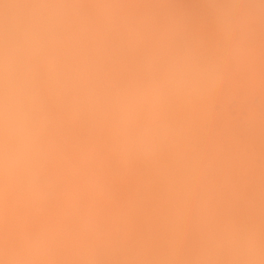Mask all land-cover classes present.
I'll use <instances>...</instances> for the list:
<instances>
[{
  "label": "bare ground",
  "instance_id": "bare-ground-1",
  "mask_svg": "<svg viewBox=\"0 0 264 264\" xmlns=\"http://www.w3.org/2000/svg\"><path fill=\"white\" fill-rule=\"evenodd\" d=\"M5 1H7V2H4V0H3V2H2V4L0 5V8L2 9V11H1V9H0V12H6L7 10L6 9H8V8H5L4 10H3V8H2V5L4 6V4H5V6L4 7H7V6H13L14 4L15 5H17L16 6V9H17V7H19V5L21 4V1L22 0H12V2L11 3H8L9 1L8 0H5ZM26 1V0H25ZM38 1V0H37ZM53 1V0H52ZM54 1H56V0H54ZM88 0H86V2H87ZM104 1V0H103ZM107 1V0H106ZM117 1V2H116ZM145 1V0H144ZM150 1V0H149ZM165 1V0H164ZM180 1V0H179ZM178 1V2H179ZM182 1H184V0H182ZM187 1V0H186ZM186 1H185V4H186ZM210 1V0H209ZM212 1H214V0H212ZM233 1V0H232ZM254 1V0H253ZM252 0L250 1V0H242L241 1V3H240V6H238V8L239 7H242V8H240V9H244V8H249V9H251V11H252V8L253 9H258V8H254L255 6H254V4H256V1L257 2H259L258 0H255V3L253 2ZM23 2H24V0H23ZM22 2V3H23ZM32 2V1H31ZM41 2V1H40ZM57 2V1H56ZM62 2V1H61ZM72 2V1H71ZM96 2V1H95ZM102 2V1H101ZM118 2L119 3H121L122 4V2L120 1V0H108V2L107 3H110V5L109 4H107L108 6H111V5H113V6H111V7H109L108 9H112V10H114V9H117L118 7L116 6L114 9H113V7H114V5H117L118 4ZM153 2V1H152ZM190 2H192V1H190ZM196 1H194V2H192L193 4L195 3ZM211 2V1H210ZM219 2V1H218ZM222 2V1H221ZM225 2V1H224ZM35 4H36V2H34ZM42 3V2H41ZM46 3V2H45ZM67 3V2H66ZM76 4H77V1L75 2ZM80 3V2H79ZM83 3H85V2H83ZM97 3V2H96ZM95 3V4H96ZM146 3V2H145ZM183 3V2H182ZM189 3V2H188ZM187 3V4H188ZM197 3V2H196ZM203 3V2H202ZM201 3V4H202ZM216 3H217V1H216ZM233 3V2H232ZM231 3V4H232ZM19 4V5H18ZM28 4V3H27ZM27 4H26V6H27ZM73 4V3H72ZM81 4H82V2H81ZM86 4V3H85ZM85 4H83V5H85ZM106 4V3H105ZM137 4V3H136ZM136 4H135V6H136ZM184 4V3H183ZM192 4V5H193ZM198 4V3H197ZM205 4V3H204ZM218 4V6L221 4H219V3H217ZM226 2H225V6H226ZM231 4H230V7H232L231 6ZM7 5V6H6ZM23 5H25V2L23 3ZM47 5V4H46ZM48 5H51L50 3L48 4ZM47 5V7L46 8H53L52 7V5L51 6H48ZM66 5V4H65ZM104 5V4H103ZM102 5V6H103ZM126 5V4H125ZM149 5V4H148ZM147 5V6H148ZM157 5V4H156ZM160 5V4H159ZM167 5V4H166ZM178 5V4H177ZM191 4H190V6H192ZM222 5V4H221ZM237 5H239V4H237ZM31 6V5H30ZM34 6V5H33ZM76 6V5H75ZM80 6V5H79ZM99 6V5H98ZM119 6V5H118ZM128 6H130V5H128ZM127 6V7H128ZM137 6H138V4H137ZM146 6V7H147ZM151 6V5H150ZM155 6V5H154ZM168 6V5H167ZM166 6V7H167ZM175 6V5H174ZM183 6V5H182ZM211 6H214L213 5V2L211 3ZM23 6H22V4H21V7L20 8H22ZM25 7V6H24ZM23 7V8H24ZM38 7V6H37ZM58 9H56L55 8V11L53 10V9H51V11H54L55 12V14H56V11L57 10H59L60 9V5H59V2H58ZM81 7V6H80ZM120 7V6H119ZM146 7H144V8H146ZM152 7H153V5H152ZM172 7V6H171ZM177 7V6H176ZM194 7H196L195 6V4H194V6H193V8ZM224 7V6H223ZM235 7H236V2H235ZM10 8V7H9ZM13 8V7H12ZM14 8H15V6H14ZM13 8V9H14ZM23 8H22V10H23ZM31 8V7H30ZM29 8V10L28 11H30V10H33V9H30ZM45 8V9H46ZM107 8V7H106ZM131 8H132V6H131ZM150 8V7H149ZM148 8V9H149ZM186 8V7H185ZM191 8V7H190ZM198 8V7H197ZM195 9V10H198V9H200V8H198V9ZM213 8H215L216 9V7H213ZM225 9H227L226 7H224ZM233 8H234V6H233ZM12 9V10H13ZM14 10V12H16L17 10H19V8L17 9V10ZM25 9V8H24ZM41 9V8H40ZM39 9V10H40ZM48 9H46V11H45V13H46V15H48L47 14V11L49 12V10ZM67 9H68V6H67ZM78 9V8H77ZM88 10L90 9V8H87ZM86 9V10H87ZM98 9H99V7H98ZM102 9H103V7H102ZM120 9V8H119ZM124 9H125V7H124ZM123 9V10H124ZM203 9V8H202ZM208 9V8H207ZM219 9V8H218ZM231 9V8H230ZM240 9L238 10L237 9V11H240ZM9 10H11V9H9ZM26 10H27V7H26ZM79 10V9H78ZM138 10V9H137ZM160 10V9H159ZM177 10H178V8H177ZM176 10V11H177ZM179 10H180V8H179ZM192 10H194V9H192ZM219 10H222L221 8L219 9ZM246 9H244V11H245ZM20 11H21V9H20ZM27 11V12H28ZM51 11H50V15H53L52 13H51ZM77 11V10H76ZM83 11H85V10H83ZM90 11H93L92 10V8H91V10ZM139 11V10H138ZM173 11V10H172ZM189 11V10H188ZM190 11H191V9H190ZM223 11H227L228 12V10H222V12L221 11H219V12H221L220 14H222L223 13ZM235 11V13H236V10H234ZM233 11V12H234ZM243 11V10H242ZM256 11V10H255ZM257 11H259L260 12V10H257ZM9 12V11H8ZM8 12H6L7 14H10L9 16H12L11 15V12L10 13H8ZM18 12V11H17ZM17 12L15 13V14H17ZM26 11L24 10V12L22 13V14H24ZM33 12V11H32ZM31 12V13H32ZM60 12V11H59ZM62 12V11H61ZM66 12V11H65ZM68 12V11H67ZM71 12V11H70ZM81 12V11H80ZM102 12H103V10H102ZM121 12V11H120ZM149 12V11H148ZM147 11H146V13H148ZM153 13L154 12H156V11H152ZM151 12V13H152ZM158 12V11H157ZM160 12V11H159ZM158 12V13H159ZM187 12V11H186ZM218 12V11H217ZM231 12V11H230ZM248 12H249V14H251L250 13V11L248 10ZM13 13V12H12ZM19 13V12H18ZM21 13V12H20ZM29 13V12H28ZM98 13V12H97ZM110 13V12H109ZM118 13V12H117ZM135 13H136V11H135ZM135 13H134V15H135ZM140 13V12H139ZM164 13V12H163ZM168 13V12H167ZM173 13V12H172ZM176 13V12H175ZM181 13V12H180ZM202 13V12H201ZM200 13V14H201ZM214 13H216V12H214ZM240 13V12H239ZM243 13V12H242ZM255 12H254V10H253V13L252 14H254ZM0 14H2V13H0ZM21 14V15H22ZM26 14V13H25ZM40 14V13H39ZM54 14V15H55ZM57 14H58V11H57ZM70 14V13H69ZM94 14H96L94 11H93V13H87V14H84V17L85 18H83V14H80L78 17H79V19H80V16H82L81 17V19H82V21H81V19L78 21V22H76V23H74L75 21H72L73 23H71V20H69L70 22H68V24H67V22H66V29L67 28H69V29H71L70 31H72L71 33L69 32V30H66V32H63V36H65V37H63V38H61L62 39V41H63V39H64V41H66V40H69V41H67L68 43V49H66V51L65 52H63L64 50H63V48L65 47H59V46H62L61 45V43L62 42H59V40H56V39H58V34H57V36L55 35V30L53 31L54 33L53 34H49V29L51 30V28H52V26H51V28H50V26H49V28H47L48 30H47V32H48V39L46 38V40H43V38L44 37H42V36H38V34L36 35L37 37H41L40 39H38V38H36V36L35 35H33V37H32V35L30 36V34H29V37L31 38V39H29V37L27 36V31L28 30H26V31H24L23 32V39H22V37L21 38H19L18 39V37L16 38L15 37V39L16 40H19V41H22L23 43H24V45H23V43H22V45H21V43L19 44L18 42H16L17 43V45H16V43L15 44H13V40L10 38L9 40L7 39L6 40V38L4 39L5 41H12V44L14 45H12L11 43H8V45L9 44H11V45H9V49H11L10 51H12L13 50V48H11V47H15L14 49L16 50L17 48H19L18 50H16L17 51V53L19 54V56L21 55V57H22V55H24L23 57H25V54H29V51L30 52H32V46H33V44H36V43H38V44H40V46L41 47H43L42 49L41 48H39L40 50H41V52H42V50L44 49V47H46L47 45H49V43H50V41H51V44H50V46H51V51H50V49L49 50H47V47H46V49H45V51L43 52V53H37L38 54V56L40 57V58H42L43 60H44V53L46 54V52L48 53L47 55H49V57H48V59H49V61L50 60H53V58H51V56L52 57H54V55L56 54L58 57L61 55V57L60 58H63V57H65V55H63V54H66V53H68V52H70V53H68L67 54V56L68 57H72V56H74V52H73V54H71L72 53V51H73V49L71 50V51H69V49H70V47H71V45L73 46V44H70L72 41L71 40H73V41H79L80 39H81V41H82V43H84V42H86L87 41V39L89 40V41H91V40H93V39H98V36L97 35H95V37L96 38H94L93 36H92V33H90L91 32V30H92V28L94 27V24L93 25H91L92 23H94V21H96L97 19H96V15H94ZM105 14V13H104ZM103 14V15H104ZM132 14V13H131ZM144 14H145V11H144ZM161 14V13H160ZM190 14H192V11L190 12ZM217 14H219V13H217ZM225 14H226V12H225ZM230 14V13H229ZM251 14V15H252ZM256 14H258V13H256ZM263 14V13H262ZM31 15V14H30ZM34 15H36V14H34ZM53 15V16H54ZM88 15V16H87ZM102 15V14H101ZM106 15V14H105ZM112 15H113V13H112ZM128 15H130V14H128ZM134 15L132 16V17H134ZM142 14L140 13V16H141ZM149 15V14H148ZM166 16H167V14H165ZM170 15V14H169ZM178 15H180V14H178ZM202 15V14H201ZM228 15V14H227ZM234 15V14H233ZM246 15V16H245ZM248 14L246 13V11H245V14H244V16H245V18H247V20L245 19V21L246 22H248V21H250L251 19H250V17H248L247 16ZM250 15V16H251ZM259 15V14H258ZM8 15L6 16V17H9ZM18 16L20 17V14H18ZM18 16L16 15V19H12V17L14 18V14H13V16L12 17H10L11 19H12V21H13V23H15V20H18L19 21V19H18ZM22 16H25V15H22ZM39 16V15H38ZM36 17L37 18V20H39L40 19V17ZM41 16V15H40ZM117 16V15H116ZM115 16V17H116ZM120 16V15H119ZM138 17H140L139 15H137ZM143 16V15H142ZM163 16V15H162ZM166 16H165V18H166ZM171 16V15H170ZM182 17L183 16H186V15H181ZM226 16V15H225ZM225 16L223 17V15H222V18H224L225 19ZM236 16V15H235ZM242 15H240V17H241ZM244 16H243V19H244ZM5 16H3V14H2V16H1V19L2 18H4ZM42 17V16H41ZM50 17V16H49ZM57 17V16H56ZM65 17V16H64ZM73 17H75V16H73ZM77 17V18H78ZM103 17V16H102ZM186 17H188V16H186ZM185 17V18H186ZM261 17V16H260ZM10 18H4L3 20H1V21H3L2 23H3V25H6V24H4V23H7V22H5L4 20L6 19V21H8V23H9V20L8 19H10ZM23 18V17H22ZM30 18H32V17H30ZM29 18V20H31ZM36 18H32V19H34L35 21L34 22H36ZM48 18V17H47ZM94 18L96 19V20H94ZM120 18V17H119ZM130 18V17H129ZM129 18H127V19H129ZM143 18H144V16H143ZM156 18V17H155ZM189 18V17H188ZM197 18H199L200 19V17H197ZM229 18V17H228ZM248 18L250 19V20H248ZM251 18H253L252 16H251ZM255 18V17H254ZM258 18H259V16H258ZM10 19V20H11ZM21 19V18H20ZM45 19H46V17H45ZM49 19V20H48ZM47 20L48 21H53L52 20V17L51 18H48ZM74 19V18H73ZM112 19V18H111ZM111 19L109 20V19H106V20H109V22L111 21ZM125 19V18H124ZM140 19V22H141V18H139ZM139 19H137V20H139ZM145 19V18H144ZM144 19H143V22H144ZM149 19H151L150 17H149ZM149 19H145V21H149ZM187 19V18H186ZM193 19V18H192ZM196 19V18H195ZM230 19V18H229ZM228 19V20H229ZM232 19H233V17H232ZM242 19V20H243ZM260 19H262V18H260ZM26 20H28V18H26V17H24V22H27ZM94 20V21H93ZM105 20V19H104ZM119 20V19H118ZM126 20V19H125ZM157 20H160V19H157ZM157 20H155V21H157ZM170 20V19H169ZM168 20V21H169ZM182 20H183V18H182ZM214 20V19H213ZM237 20V19H236ZM236 20H234V22L236 21ZM240 20V19H239ZM253 20H255V19H252V21ZM263 20V19H262ZM1 21H0V25L2 24L1 23ZM22 21H23V19H22ZM32 21V20H31ZM44 21H46V20H44ZM56 20H54V22H55ZM90 21V22H89ZM103 21V20H102ZM135 21V20H134ZM134 21H133V24H134ZM163 21V20H162ZM162 21H161V23H162ZM173 21V20H172ZM186 21V20H185ZM184 21V22H185ZM187 21H189V19L187 20ZM190 21H191V19H190ZM194 21V20H193ZM199 22H201L200 20H198ZM225 21V20H224ZM230 21V20H229ZM259 21V20H258ZM47 22V21H46ZM58 22V21H57ZM56 22V23H57ZM60 22L61 23H59L60 25L62 24V22L63 21H61V18H60ZM89 22V25H88V27H87V23ZM92 22V23H91ZM97 22V21H96ZM100 22V21H99ZM112 22V21H111ZM121 22L123 23V20H121ZM137 22L138 21H136L135 23L137 24ZM153 22V21H152ZM180 22V21H179ZM183 22V23H184ZM198 22V23H199ZM222 22H223V20H222ZM234 22H232V26H234L233 25V23ZM255 22H256V20H255ZM37 23V22H36ZM64 24H65V22H63ZM69 23H70V26H68L69 25ZM79 23V24H78ZM102 24L104 23V22H101ZM108 23V22H107ZM120 22L118 21V23L117 24H119ZM121 23V24H122ZM142 23V22H141ZM140 23V24H141ZM146 23V22H145ZM154 23V22H153ZM152 23V24H153ZM185 23H189V24H191V22H185ZM195 23V21L193 22V24ZM237 23H239V21H237ZM236 23V24H237ZM242 23V22H241ZM250 23H251V21H250ZM258 23V22H257ZM262 23H264V21L262 22ZM10 24H11V22H10ZM10 24H8V25H6V26H9V27H11V25ZM16 24H18V23H16ZM27 24H28V22H27ZM26 23L23 25L24 27H22V28H24V29H26L25 27H28V26H26L27 25ZM38 24H39V21H38ZM96 24V23H95ZM100 24V23H99ZM106 24V23H105ZM139 24V25H140ZM143 24V23H142ZM157 23L155 22V25H156ZM159 24V23H158ZM157 24V25H158ZM162 24H164V23H162ZM210 24V23H209ZM224 24V23H223ZM226 24H228L227 22H226ZM244 24H245V22H244ZM243 24V25H244ZM252 24H253V22H252ZM260 24V23H259ZM22 25V24H21ZM34 26L35 25H37V24H33ZM40 25V29L42 30L43 28H41V24H39ZM50 25H51V22H50ZM53 25V24H52ZM60 25H59V27H60ZM93 26L92 28H91V30H90V27L91 26ZM110 25H111V23H110ZM167 24H165V26H166ZM169 25V24H168ZM173 25V24H172ZM196 25V24H195ZM194 25V26H195ZM225 25V24H224ZM223 25V26H224ZM231 25V24H230ZM248 25V24H247ZM2 26V25H1ZM6 26H2V28L4 29V30H7L6 29ZM15 25H13V27H14ZM18 25H16V27H17ZM43 26V25H42ZM65 26V25H64ZM63 26V27H64ZM97 26V25H96ZM95 26V27H96ZM112 26V25H111ZM113 26H114V24H113ZM116 26V25H115ZM123 26H125L126 27V25H124V23H123ZM136 26H138V25H136ZM135 26V27H136ZM141 26V25H140ZM139 26V27H140ZM143 26H144V24H143ZM160 26V25H159ZM184 26V25H183ZM199 26V25H198ZM202 26V25H201ZM219 26V25H218ZM239 26V25H238ZM246 26V25H245ZM255 26V25H254ZM258 26V25H257ZM260 26V25H259ZM9 27H7V28H9ZM37 27V26H36ZM58 27V28H59ZM87 27V28H86ZM98 27V26H97ZM97 27L95 28V29H97ZM106 27V26H105ZM118 27H120V26H117V28ZM129 27V26H128ZM127 27V28H128ZM145 27V26H144ZM196 27V26H195ZM214 27V26H213ZM217 27V26H216ZM235 27H237V25L235 26ZM240 27H243V26H241V24H240V26H239V30H241V28ZM253 27V26H252ZM21 31H23L24 29H22V28H20V27H18ZM30 28V27H29ZM31 28H32V26H31ZM38 29H39V27H37ZM108 28V27H107ZM123 28V27H122ZM131 28V27H130ZM167 28V27H166ZM170 28V27H169ZM175 28V27H174ZM174 28H172V29H174ZM177 28V27H176ZM232 28V27H231ZM238 28V27H237ZM247 29H248V27H246ZM251 28V27H250ZM10 29H12V28H10ZM62 29V28H61ZM95 29L93 30V31H95ZM98 29H99V27H98ZM106 29V28H105ZM120 29V28H119ZM137 29V32L139 31V29H138V27L136 28ZM142 29V28H141ZM148 29V28H147ZM147 29H145V31L147 30ZM178 29V28H177ZM186 29V28H185ZM197 29H199V28H197ZM210 29V28H209ZM212 29V28H211ZM221 29V28H220ZM222 29H224V28H222ZM233 29V28H232ZM246 29V30H247ZM261 29V28H260ZM1 30V29H0ZM13 30H14V28H13ZM65 30H63L62 29V31H65ZM84 30L86 31V34L88 33V31H89V34H87L86 36L85 35H83L82 33H84L85 34V32H84ZM100 30V29H99ZM102 30V29H101ZM109 30V29H108ZM129 30V29H128ZM128 30H126V31H128ZM143 30V29H142ZM141 30V31H142ZM165 30V29H164ZM163 30V31H164ZM168 30V29H167ZM189 30V29H188ZM207 30V29H206ZM213 30V29H212ZM219 30V29H218ZM225 30V29H224ZM224 30H222V31H224ZM228 31L230 30V28L229 29H227ZM235 30V29H234ZM237 30V29H236ZM252 30V29H251ZM2 31V30H1ZM10 31V30H9ZM17 31V30H16ZM21 31L19 32V34H21ZM112 31H114V30H112ZM116 31V30H115ZM130 31V30H129ZM134 31H136L135 30V28H134ZM140 31V32H141ZM148 31V30H147ZM147 31H146V33H147ZM170 31V30H169ZM178 31V30H177ZM187 31V30H186ZM199 31V30H198ZM221 31V33H223ZM233 31V30H232ZM4 32V31H3ZM5 32H7V31H5ZM4 32V33H5ZM29 32H31V31H29ZM43 32H44V30H43ZM46 32V33H47ZM59 32H61L60 31V29H59ZM67 32H69V34H67V35H69L70 36V34H72L70 37L68 36L67 37V39H66V35H64V33H67ZM80 33V35H78L79 33ZM98 32V31H97ZM125 32V31H124ZM123 32V33H124ZM136 32V33H137ZM139 32V33H140ZM167 32V31H166ZM226 32V31H225ZM231 32V31H230ZM236 32V31H235ZM247 32V31H246ZM2 33V32H1ZM8 33V32H7ZM12 33H14V32H12ZM118 33H120V32H118ZM126 33V32H125ZM135 33V34H136ZM143 33H145V32H143ZM150 33V32H149ZM189 33V35H190V33L191 32H188ZM214 33V32H213ZM219 34H221L220 33V30H219V32H218ZM227 33V32H226ZM232 33V32H231ZM231 33H230V35H231ZM254 33V32H253ZM18 34V35H19ZM117 34V33H116ZM131 34V33H130ZM166 34V33H165ZM197 34H198V32H197ZM216 34V33H215ZM224 34V33H223ZM245 34V33H244ZM247 34V33H246ZM248 34H250V33H248ZM4 35V34H3ZM16 35V34H15ZM55 35V36H54ZM83 35V36H82ZM99 35V34H98ZM125 35V34H124ZM137 35V34H136ZM164 35V34H163ZM188 35V34H187ZM187 35H185V37L187 36ZM222 35V34H221ZM226 35V34H225ZM230 35L229 36H224V37H230ZM239 35V34H238ZM259 35V34H258ZM262 35V34H261ZM7 36V35H6ZM22 36V35H21ZM52 38H51V37ZM79 36H80V38H79ZM101 36V35H100ZM119 36V35H118ZM121 36V35H120ZM143 36V35H142ZM145 36V35H144ZM191 36V35H190ZM195 36H196V34H195ZM235 36V35H234ZM247 36V35H246ZM253 36V35H252ZM260 36V35H259ZM14 37V36H13ZM57 37V38H56ZM72 37V38H71ZM79 39H78V38ZM83 38V40H82V38ZM91 37H93L92 39H91ZM122 37L124 38V36L122 35ZM126 37V36H125ZM135 38L137 37V36H134ZM133 37V38H134ZM149 37V36H148ZM148 37H145V38H147L148 39ZM163 37V36H162ZM178 38L180 37V36H177ZM182 37V36H181ZM239 37H241V36H239ZM243 37H245V36H243ZM242 37V38H243ZM250 37H251V35H250ZM249 37V38H250ZM262 37V36H261ZM264 37V36H263ZM3 37H1L0 39H2ZM33 38V39H32ZM36 38V39H35ZM51 38V40H49ZM54 38H55V43L56 44H54V41H52V40H54ZM87 38V39H86ZM127 38H128V36H127ZM130 38H132V37H130L129 36V38L127 39V41H130L129 39ZM132 38V39H133ZM170 38V37H169ZM169 38H168V41H169ZM173 38H174V36H173ZM183 38H184V36H183ZM188 38V37H187ZM192 38V37H191ZM236 38V37H235ZM241 38V39H242ZM14 39V40H15ZM29 39V40H28ZM45 39V38H44ZM97 39L95 40V41H92L91 43L92 44H96V41H97ZM104 39H105V37H104ZM126 39V38H125ZM139 39V38H138ZM142 38H140V40H141ZM144 39V38H143ZM142 39V40H143ZM170 39H172V38H170ZM186 39V38H185ZM251 39V38H250ZM260 39V38H259ZM264 39V38H263ZM4 40H1V41H3L4 42ZM15 40V41H16ZM34 41V43L32 42V41ZM40 40V41H39ZM48 40V41H47ZM85 40V41H84ZM116 40V39H115ZM122 40H124V39H122ZM159 40V39H158ZM162 40V39H161ZM163 40H165L164 38H163ZM195 40V39H194ZM224 40V39H223ZM227 40V39H226ZM237 40V39H236ZM235 40V41H236ZM261 40V39H260ZM10 41V42H11ZM35 41H36V43H35ZM38 41V42H37ZM57 41H58V43H57ZM81 41H79V42H77L78 44L81 42ZM101 41H102V39H101ZM101 41H99V42H101ZM104 41H106V40H104ZM113 42H114V40H112ZM120 41V40H119ZM136 41V40H135ZM135 41H133L134 43H135ZM148 41H150V40H148ZM167 41V40H166ZM180 42V40H177V42ZM187 41H189V39H187ZM196 41V40H195ZM238 41V40H237ZM236 41V42H237ZM241 41V40H240ZM252 41V40H251ZM254 41V40H253ZM257 41H259V40H257ZM263 41V40H262ZM46 42V43H45ZM49 42V43H48ZM75 42H72V43H74L76 46L75 47H78V49H80V52L82 51V46L84 45H80V44H82V43H80L79 44V46L77 45V43H75ZM113 42H111V43H113ZM126 42V41H125ZM162 42V41H161ZM178 42V43H179ZM182 42V41H181ZM199 42V41H198ZM229 42H230V40H229ZM232 42H233V39H232ZM235 42V43H236ZM239 42V41H238ZM246 43H247V41H245ZM244 42V43H245ZM260 42V41H259ZM7 43H6V46H2V44L0 43V45L2 46V48H3V53H0V66H3V68H4V66L6 67V66H9V67H6V69L4 70V69H2L1 67H0V69H2L1 70V72H3V73H0V75H2V77L0 76V94L3 96H1L0 95V117L1 116H3V117H1V118H3V120L2 121H5V116L10 112L11 113V128L13 129L14 127V129L16 130L15 132H14V129H13V131L12 132H14L13 134H14V136H12L13 134L9 131V130H7V125H6V123L5 122H2V121H0V238L2 239V238H4L5 236H11L12 238H8V240H7V242L4 240V242H0V248L1 247H3V248H1V249H5V248H7V249H11L12 248V254H14V251H16V249L19 247V248H21V247H24V246H27L28 247V245L29 244H26L25 242L26 241H24L23 239H19L18 238V233H17V230H19L20 231V229L22 228V225H23V222L21 221V218L23 219V216H24V214H23V216L20 218V216L19 215H21L22 214V212H20V211H25V209H26V207H28V208H30V209H32V210H34V212L36 211V209H38V208H40V207H38V208H36V209H34L35 208V205H33V203H34V200L33 199H35L34 197H37V195H36V193L37 194H39V190H41V189H44V188H46V189H50L49 188V185L51 184V186H52V188H53V185H54V183H53V180L54 179H58L59 178V181H57V183L55 184V187L56 186H59V187H57V189H59V194L61 195V197H60V195H58V197H56V201L58 200H64V199H67V200H65L66 202L67 201H69V204L70 203H72L73 204V196L75 195H73V194H71V196H72V199H71V196L70 195H68V193L70 192V190H71V192L70 193H72V190H74V191H78V190H81L82 192L84 191V193L86 192V194H84L83 196H85L86 195V197H84V202H81L82 200H80V204L78 203V207L82 210V208H81V205L83 204V210L85 211L87 208H88V211L90 210V211H94L95 209V211H98V213H100L102 216H107L108 215V217H106V219L107 218H109V220H107V221H111V223H112V218L113 217H115L113 220L114 221H119L120 220V217L118 216L117 217V215H115L114 216V214H121V215H123L122 217L124 218H126V221L127 220H129L130 222H126L125 221V223H123L124 222V220H123V222H122V226L121 227H124V225H125V227L126 228H128L127 229V231H129L130 230V232H132L131 231V228L134 230V226H139L140 227V231H141V233L139 234L138 232V234L139 235H141V239H143V240H137L138 241V243H139V241H140V243L142 242L143 244H141V245H143V246H141V245H139L138 244V246L135 244V245H133L134 246V249H133V247H131L132 248V252H133V257L132 256H130V257H128V255H129V253H128V255L126 254V257H128L127 259H126V257L122 260V261H124L125 260V262H123L124 264L126 263V260L128 261V263L129 264H137L138 262L137 261H139V263H140V259L141 258H137L136 257V252H135V248H137V247H141L140 249H142V247H143V249H144V247H146L147 245V242H148V239L143 235V232H144V234L146 233L145 231L146 230H144V229H147V231H152V229H151V227L152 226H149L150 224L152 225V218L150 219L151 221H149V218L150 217H148V215L150 216L152 213V211H150L149 213L148 212H146V209H148V210H150L151 208L153 209L154 208V206L157 204H160V203H162V201L163 200H161L160 198H162V199H164V201H165V199H167L166 197H168L169 195H174V197L176 196V195H178L179 196V194H181L179 191H181V189H185V187H186V185H188V184H182L181 182H183V179L185 180V178H187V179H189L188 180V182H189V185H190V183H194V186L196 187L197 185V187L195 188V190H196V192L195 193H193L192 192V190L191 189H193V187L194 186H190V189L189 190H191V192H189L188 191V188L187 189H185V190H187V192H188V195L190 196L191 194H189V193H193V196H191V197H187L188 198V200L187 201H189L188 202V206L190 205V208L188 207V206H186L185 204H186V199L184 200V203H182V201H181V203L182 204H184L186 207H188V209L190 210V212L192 211H194L196 208H198V203H201L202 202V200H206V198L207 197H209V196H206V195H208V193H206L205 192V190H204V188L202 187V186H204V185H202V183H201V181L203 180V178H206V177H203V175H205L204 174V171L205 170H207L206 169V167L205 168H203V163L205 164L206 162L208 163V161H205L206 160V158H207V160H209V163H208V167H209V165H210V162L212 163V164H215V166H214V168L216 167L217 169V173H213L212 174V176H213V179L215 178L214 176L216 175V177L218 176V179H220V181L222 180V182L224 181V183H225V188H226V190H224V192H222V194H226L223 198L225 199V202L223 201V204H222V202L220 203H218L217 201L218 200H220V199H218V200H214L215 202H216V204L218 203V204H222V207H224L223 209L222 208H220V210L222 209V210H224L225 211V209L227 208L226 207V205H228L229 203L231 204V208L229 209V206L230 205H228V208L227 209H229V210H226V211H228L227 212V214L224 212V211H222V212H224L225 214V218L223 219L224 221L225 220H229V221H225V223H227V225H223V226H217V227H211L210 229H209V227H208V229L210 230V232H211V234L213 235V234H215V236L216 237H213V238H211L210 236H211V234H210V232H209V230L205 227V229L203 230V229H200V228H202V224H200V221L198 220V223H197V225H195V223L197 222H193L194 223V225L192 224L191 225V227H189V229H191L190 230V232L188 231V229H186V233H184V231H185V229H184V231H183V228L185 227L184 225L186 224H184L183 225V228L181 227V225H180V227H181V230H178L180 233H184L185 235L186 234H188V232H189V234H194V231H195V235L193 236L194 238H192L191 239V241H189V242H192L191 243V247L193 246V248H192V250H195L196 249V252L198 251L201 255H199L198 253H196L195 251H193V254L194 253H196L197 255L195 256V259H194V257H188L189 255L187 254V253H183V255L185 254V256H183L182 255V257H184V261H185V259H186V263L185 262H183L182 260L183 259H180V262L182 261L183 263H185V264H264V169H263V171L262 170H260V168L258 169V163H257V166L256 165H254L257 169H258V171H257V177H252V180H253V182H254V179L253 178H257L258 179V181H259V183L256 181V183H258V184H255V183H253L252 182V185H251V183H250V185L248 184V182H251V181H248L247 182V180H246V178L244 179V180H246V184H248V185H246V187L247 188H245V185H244V182H243V180L240 178V177H237L239 174H240V170L241 169H243V167L240 169V167H239V164L241 163V162H239V161H237V159L235 160V157H234V155L233 154H231L229 151H231V152H233L232 150H230V149H226V151H225V148H232V149H234L233 148V146H231V144L230 145H228L227 146V142H226V145H224V147H222L221 146V144L220 143H218L219 145H220V147L218 146V144H217V147H215L216 146V144H215V142H217L220 138H221V133H223L222 131H219V130H217V131H219V132H221L219 135H220V138L218 139L217 137H219V135H217V136H215L216 138H217V140L216 139H214V140H212L213 138H215V137H212V139H211V142L213 141V143L215 144V146L214 147H212L211 146V144L209 143V141H210V135L209 134H211V133H207V127L205 128V129H203V128H199V126L197 127H195V130H192V128H193V126H192V128H190L191 127V125H188V124H184V121L185 122H187V123H189L190 124V121H191V123H192V120L194 119V117H195V115L197 116L198 115V117H200L201 118V116L203 115V114H201L200 113V111H201V109H203L204 110V108L207 106V103H209V104H212V103H210V101H211V99L210 98H212V97H214V95H218V92L220 91H217L216 89L217 88H221V84L222 83H225L228 79L226 78V77H229L227 74H225L224 72H226V66H223V67H220L219 65L220 64H216V59L214 58V53H211L210 54V56H209V54H208V56H207V54H205L206 53V51L203 53V55L205 54V56H204V58L203 59H206L207 60V58H208V60L207 61H209V63H207V64H209L210 66H212V64H213V62H211V64H210V59L212 58H214V64H213V67H211V71H213V69H215L216 71H214V72H212V73H214V75L213 76H215L216 78H214V77H211V74L209 73V76L208 77H205V78H207V83L209 82V85H210V83H212V84H214L215 83V86H217V87H215V89H214V91H216L217 92V94H213L212 92L210 93L209 92V94L210 95H213L212 97L207 93V91H208V86L209 85H207V83H205L206 81H204V77H203V79H201V77H200V80H201V82L202 83H204L205 85H207V91H206V93L204 92L203 94L207 97V99L205 100V98H204V95L202 94V96H200L201 95V93L200 92H202L204 89H201L200 90V88H202V86H199V87H197L196 89H195V87L193 88V87H191V80H189V78L191 79V77H189L190 75H189V71H188V73L186 72V68H187V66L189 65V58H190V54L192 55L193 53H194V51L192 50H187L186 48L188 47V46H185V49L187 50H185L184 48V50L182 49V46L180 45V47H179V50L180 51H178L177 52V50H176V52L178 53L176 56H174L173 55V53L174 54H176L174 51H173V53H172V55L174 56L173 58L170 56V58H172V59H170V60H172L171 62H170V60H169V62L168 61H166L167 59H168V56H167V59H165L166 57L163 55L162 57H164V59H162L161 60V63L158 61L159 60V58L161 57V56H158V54H161V53H158V51L157 50H155L156 48H154L153 46V48L151 49V50H149V52L147 53L146 51H144L145 53H147L146 55L145 54H141V55H143V57L141 58H139L138 56H137V58H139L140 60H142V61H140L141 62V64H140V66H138L139 64L137 63H135L134 65H136V66H138V67H136V66H134L133 67V69L135 68H139V69H136L137 71H138V73H137V77L136 78H134V77H129L130 76V74H128L127 75V73L125 72V71H129V70H125L124 69V71H123V68H125V67H123V65H122V74L121 75H123V76H125L126 75V77H128L129 79L131 78V80H129L128 78H123L124 79V81H123V79L122 78H120L122 81L120 82V80H119V83H117V85L115 84V87L113 86V88H112V90H114L113 92H109L110 94L109 95H105V94H108L107 92L105 93V91L107 90V88L108 87H106V90L105 91H101V88H99V91H101V92H103V94L105 95H100L102 98H103V96H104V99H105V101H106V99H107V103H105V101H104V99H102L98 94H97V92H96V89H95V86H93L92 84H93V82H95V80H94V77H93V82L91 81V82H89L88 84H89V86H88V84L86 83L87 82V80L89 81V80H91L90 79V77H89V73H88V71H87V69H89L90 68V71H92V67H90L91 65H92V63L94 62V60H96L95 58H94V55H95V53H93L94 52V50H93V52H91V51H89V52H91L90 53V55L87 53V54H85V55H82V56H84V58H85V62H87V63H85L86 65H88V66H86L85 64H83V63H81L80 64V66L81 65H85V67H83V68H85V69H83L82 68V66L80 67V68H82V69H80V71H82V72H80L79 71V69H78V71L79 72H77L76 74L77 75H79L81 78H83L84 77V79L86 80V82L84 81V79H83V84L84 83H86L87 85H83L82 84V82H78L77 80H79V76L77 77V75H73V79L75 80V78L77 79V80H75L74 82H75V85H77V83H78V90H75V88H73V90H70V91H67V90H69L70 88L72 89V85H70V83L71 84H73L74 85V83H73V80H72V77H71V75H70V73H69V78H70V80L68 79V77H67V75L65 76V72L66 73H68V72H70L71 70L70 69H68V70H70V71H68L67 72V70L64 72V74L62 75V68L60 67V69H59V67H58V69L60 70V71H58V69H57V67H56V64H54V62L56 61V59H55V61H52V62H49L50 63V67H47V71H49V73H50V71L52 70V68H53V72H55V73H53L52 71H51V74L52 75H54V74H56V72H57V76H58V74L59 75H61L62 76V78L60 79V78H58L57 76H52V75H50V77H51V79L49 78V77H46V75H45V77H43L42 75L44 74L43 72H41V75H40V77H42V78H46V79H49V80H53L54 82L55 81H57V83H59V80H64L63 81V84L67 81V79L69 80L68 82H67V84L65 83V85H70V88H69V86H67V87H65L63 84H62V81L60 82V84L62 85V86H56V89H55V86H54V84L55 85H57L56 83H54L53 81L51 82H49L50 83V85H52L53 87H51L50 85L49 86H46V87H48V88H54L53 89V91L52 90H50V92H48L49 90H48V88H46L45 86H44V84L41 82V81H38L37 82V80H39V78H37V74H39L40 73V71H43V69L44 68H42L43 66L39 63V61L36 59V62H35V60H31V59H27V58H21L20 59V57H19V59L20 60H22L21 61V63L20 64H22L23 62H25V61H27V63L25 62V63H23L22 65H20V64H18L20 61L18 60V58H16L17 56H18V54H16V51H12V52H10V51H8L9 49H8V45H7ZM42 43V44H41ZM45 45H44V44ZM53 43V44H52ZM88 44H89V42H87ZM90 43V45L91 46H93L92 44ZM103 42H101V44H102ZM105 43H107V42H105ZM111 43H110V45H111ZM123 43V42H122ZM133 43V44H134ZM138 44H139V42H137ZM152 43H154L153 41H152ZM164 43V42H163ZM175 43V42H174ZM192 43V42H191ZM191 43H189L188 44V42L186 43V45L188 44V45H191ZM241 43H243L242 41H241ZM245 43V44H246ZM253 43V42H252ZM58 44H60V45H58ZM98 44V43H97ZM114 44V43H113ZM127 44V43H126ZM143 44V43H142ZM142 44H139V46L140 45H142ZM168 44V43H167ZM182 44V43H181ZM224 44V43H223ZM222 44V45H223ZM233 44V43H232ZM231 44V45H232ZM255 44V43H254ZM254 44H253V46H254ZM257 44V43H256ZM262 44L263 43H261V45L260 46H262ZM18 45H19V47H18ZM44 45V46H43ZM56 45V46H55ZM107 45V44H106ZM118 45H119V43L117 44V47H118ZM147 45V44H146ZM173 45H175L174 47H175V49H176V45H177V43L176 44H173ZM200 45H202V44H200ZM237 46H241V45H238V44H236ZM252 45V44H251ZM1 46H0V48H1ZM38 47H39V45H37ZM50 46H48V47H50ZM58 46V47H57ZM91 46H88V48L89 47H91ZM148 46V45H147ZM158 46V45H157ZM161 46V45H160ZM193 46H194V44H193ZM215 46V45H214ZM220 46H221V42H220ZM224 46V45H223ZM233 46V48L235 47V45H232ZM252 46V47H253ZM8 49H6V48ZM27 47V48H26ZM31 47V48H30ZM53 47V48H52ZM60 48L59 50L60 51H62L63 53L61 54V52H57L58 51V49L57 48ZM81 47V48H80ZM85 47H87V46H85ZM95 47L96 46H94V49H95ZM101 47H103V46H101ZM100 47V48H101ZM112 47V46H111ZM116 47V48H117ZM156 47V46H155ZM189 47H191V46H189ZM203 47V46H202ZM242 47V46H241ZM245 47V46H244ZM4 48H5V50H4ZM23 48H25V50H27V52L26 51H24V53H23ZM29 48H30V50H29ZM37 48V47H36ZM56 48V49H55ZM92 48V47H91ZM141 49H142V47H140ZM144 48H145V46H144ZM178 48V47H177ZM194 48H197L196 46L194 47ZM223 49L225 48V50H227L226 49V47H222ZM246 48V47H245ZM244 48V49H245ZM250 48V47H249ZM258 48V47H257ZM256 48V49H257ZM261 48V47H260ZM259 48V49H260ZM263 48V47H262ZM57 50V51H55V50ZM99 49V48H98ZM105 49V48H104ZM102 50V52L103 51H105V50ZM106 49H109L108 47L106 48ZM118 49V48H117ZM120 49V48H119ZM140 49V50H141ZM167 49V48H166ZM166 49H165V51H166ZM172 49V48H171ZM191 49H193V47H191ZM202 49V48H201ZM214 49V48H213ZM219 49V48H218ZM229 49V48H228ZM237 49V48H236ZM239 50H241L240 48H238ZM255 49V48H254ZM1 50V49H0ZM6 50H7V52H6ZM22 50V54H21V52L20 51ZM35 50L36 49H33V53H31L32 54V56H33V58L36 56H34V52H35ZM68 50V51H67ZM91 50V49H90ZM112 50H114V49H112ZM122 50V49H121ZM168 50V49H167ZM173 50V49H172ZM182 50V51H181ZM197 50H198V48H197ZM196 50V51H197ZM205 50V49H204ZM224 50V51H225ZM247 50V49H246ZM1 51V52H2ZM5 51V52H4ZM37 51V50H36ZM53 51V52H52ZM54 51H55V53H54ZM118 51V50H117ZM131 51H133V50H131ZM139 51V50H138ZM142 51V50H141ZM161 51H163V50H161ZM202 52H203V50H201ZM219 51H221L220 49H219ZM222 52V54H223V56H221V54L218 52V53H216L217 54V56H218V54H220L219 56H221L220 58H222L223 57V60H224V57L226 58V56L228 55L229 56V54L228 53H230L229 52V50H227V51H225V52ZM237 51V50H236ZM255 51V50H254ZM254 51H252L253 52V54L255 55V53H254ZM260 50H258L257 52H259ZM262 51V50H261ZM98 52V51H97ZM106 52V51H105ZM113 52V51H112ZM119 52V51H118ZM126 52H129V51H126ZM126 52H123V53H126ZM136 52V51H135ZM143 52V53H144ZM167 52V51H166ZM168 52H171V51H168ZM191 52H193V53H191ZM226 52H227V55H226ZM240 51H238V53H239ZM252 52H251V54H252ZM4 53H5V57H4ZM9 53L11 54L12 53V55H9ZM15 53V55H13ZM58 53H59V55H58ZM83 53H86V52H84L83 51ZM82 53V54H83ZM99 53V52H98ZM130 53H132V52H130ZM134 53V52H133ZM138 53H140V51L138 52ZM164 53V52H163ZM197 55H198V57H199V51H197ZM209 53V52H208ZM233 52H231L230 53V55L232 54ZM244 53V52H243ZM36 54V53H35ZM50 54H52V55H50ZM94 54V55H93ZM100 54V53H99ZM104 54V53H103ZM107 54V53H106ZM115 54L117 55V53L115 52ZM115 54H114V57H116L115 56ZM120 54V53H119ZM128 54V53H127ZM169 55H171V53H168ZM202 54V53H201ZM216 54H215V56H216ZM225 54V55H224ZM240 54H241V52H240ZM240 54L238 55V56H240ZM252 54V55H253ZM260 54V53H259ZM2 55V56H1ZM43 55V56H42ZM91 56L92 55V57H90L89 58V56ZM112 55V54H111ZM111 55H109L108 54V56H111ZM136 55V54H135ZM144 55H145V57H144ZM197 55L195 56L196 58H198L197 57ZM211 55H212V57H211ZM243 55V54H242ZM241 55V56H242ZM245 55V57H246V54H244ZM253 55V56H254ZM9 56H12V57H14V59H12V57H9ZM66 56V57H67ZM97 56V55H96ZM95 56V57H96ZM102 56V55H101ZM118 56V55H117ZM128 56H129V54H128ZM140 56V55H139ZM178 56H179V58H178ZM193 56H194V54H193ZM206 56H207V58H206ZM216 56V57H217ZM218 56V57H219ZM233 56V55H232ZM262 55H260V57H261ZM2 57H4L3 59H2ZM7 57V58H6ZM47 57H46V59H47ZM65 57V58H66ZM87 57V58H86ZM105 56H103V58H104ZM113 57V58H114ZM131 57V56H130ZM136 57V56H135ZM192 57V56H191ZM209 57H211L210 59H209ZM217 57V58H218ZM231 57V56H230ZM237 57V56H236ZM259 57V56H258ZM8 58L10 59V61L8 60ZM57 58V57H56ZM75 58H76V55H75ZM83 58V59H84ZM89 58V59H88ZM91 58L93 59L94 58V60H91ZM102 58V57H101ZM121 58V57H120ZM240 58V57H239ZM242 58V57H241ZM248 58V57H247ZM263 58V57H262ZM35 59V58H34ZM47 59V60H48ZM72 59H74V58H72ZM86 59H88V60H86ZM100 59V58H99ZM105 59H107V58H105ZM111 59H112V57H111ZM110 58H108V61L109 60H111ZM127 59V58H126ZM134 59V58H133ZM192 59H195L194 57L193 58H190V60H192ZM200 59H202V57H200ZM202 59V60H203ZM211 59V60H212ZM233 59V58H232ZM235 59V58H234ZM250 59L252 60V58L250 57ZM5 61V63H6V65L5 64H3L2 65V62H4ZM7 60V61H6ZM18 60V63L16 62ZM24 60V61H23ZM31 61V64L33 65H30V61ZM47 60H45V61H47ZM62 60V59H61ZM64 60V59H63ZM70 60V59H69ZM114 60H116L115 62H113V64L114 63H116V64H118V62H120L121 60H122V62L124 61L125 62V59H122L121 58V60L119 59V61H118V59L117 58H115ZM196 60V59H195ZM194 60V61H195ZM206 60H204V61H206ZM237 60H239V59H236V60H234L235 62L237 61ZM248 60V59H247ZM257 60H259V59H257ZM2 61V62H1ZM8 61H9V64H8ZM14 61V62H13ZM59 61V60H58ZM66 61V60H65ZM64 61V62H65ZM75 61H78V60H75ZM74 61V62H75ZM80 61V60H79ZM89 61V62H88ZM92 61V63H90ZM127 61V60H126ZM156 61L158 62L157 64H159L160 63V66L159 67H155L156 65H154L155 63H156ZM198 61H199V59H197L196 60V62L198 63ZM216 61V62H215ZM225 61V60H224ZM233 61V62H234ZM252 61H255V60H252ZM251 61V62H252ZM34 62V63H33ZM69 62V61H68ZM71 62V61H70ZM104 62V61H103ZM107 62V61H106ZM111 62V61H110ZM121 62V63H122ZM138 62V61H137ZM196 62H194V64H193V62L192 61H190V63H192L193 65H194V67H195V65H197L196 64ZM226 62V61H225ZM234 62V63H235ZM240 62V61H239ZM248 62V61H247ZM246 62V63H247ZM259 62V61H258ZM257 62V63H258ZM12 63V64H11ZM15 63H17L18 65H20V66H17ZM35 63L38 65H40L41 67H39V65H38V67H37V65H35ZM89 63V64H88ZM200 63V62H199ZM202 63V62H201ZM205 63V62H204ZM203 63V64H204ZM205 63V64H206ZM242 63V62H241ZM11 64V65H10ZM25 64V65H24ZM28 65V68H27V65ZM56 67V71H54L55 69V67L53 66V65ZM71 64H73V61L70 63V65ZM76 64H78L77 62H76ZM95 64V63H94ZM97 64H99V62H97ZM101 64V63H100ZM103 64V63H102ZM101 64V65H102ZM105 64H107V63H105ZM123 64V63H122ZM191 64V65H192ZM215 64H216V66H219V68H221V69H223L224 70V72H223V75H227L226 77H224V78H226L225 80L223 79V81H222V75H221V77H220V79L221 80H219V77H218V75L216 76V73L217 72H219L218 70V68L215 66ZM227 64V63H226ZM230 64V63H229ZM251 64V63H250ZM264 64V63H263ZM262 64V65H263ZM16 65V66H15ZM96 65V64H95ZM110 67L108 68V70H110V68H111V70L113 69V67L110 65V64H108ZM191 65H189L190 67H191ZM200 65V64H199ZM199 65H198V67L196 68L197 70H198V68H199ZM231 65V64H230ZM243 64H241L240 65V67L242 66ZM257 65V64H256ZM262 65H260V68H259V70L262 68L261 66ZM11 66H15L14 67V69L11 71V72H13L14 70H16V72H15V74L14 73H11L10 71H8L9 70V68L11 67ZM25 67L26 66V69H29L28 71H31L32 70V72L33 71H35L36 72V74H35V76L34 75H32L31 74V76H33L32 78L33 79H35L34 81H35V83L33 82V79L29 76V72L27 71L26 72V70H25V68H23V67ZM32 67V69H31V67ZM57 66H58V64H57ZM60 66H61V64H60ZM68 66V65H67ZM72 66H75L74 64L72 65ZM77 66V65H76ZM118 66V65H117ZM117 66H114V70H116V67ZM120 66H121V64H120ZM120 66H118V67H120ZM125 66V65H124ZM131 66V65H130ZM133 66V65H132ZM203 66V65H202ZM206 66V65H205ZM235 67H236V65H234ZM258 67H259V65H257ZM257 66H255V67H257ZM16 67H18V68H23L25 71L24 72H26L27 73V75H25L24 74V76L27 78V77H29V78H27V81L29 80L30 81V79H31V81L30 82H32L31 84H30V82L28 81V83H27V81H25L26 80V78H25V80H23L24 79V77H22L23 75V73H22V71L21 70H23L22 68L21 69H19L18 70V68L17 69H15ZM35 67V68H34ZM38 68V70H36L37 68ZM52 67V68H51ZM71 67V66H70ZM95 67V66H94ZM96 67H97V65H96ZM99 67H101V66H99ZM105 67V66H104ZM117 67V68H118ZM216 67V68H215ZM231 66H229V68H230ZM233 67V66H232ZM245 67V66H244ZM243 66H242V68H244ZM251 67L253 68L252 70H254V73L253 72H251V73H249V74H247V76H249V75H251L252 73V75L251 76H253V77H255L254 75H255V73H257L256 75L258 76V77H260L259 76V74L258 73H260V71H258V72H256L255 70L256 69H254V67L253 66H250V68H248V67H246V68H248V70L246 69V71H250L251 70ZM258 67H257V70H258ZM264 67V66H263ZM13 67H11L10 69H12ZM41 68V69H40ZM46 68V67H45ZM65 68V67H64ZM63 68V69H64ZM72 68V67H71ZM75 68V67H74ZM77 68H78V66H77ZM106 68V67H105ZM192 68H193V66H192ZM195 68H193L192 70H194ZM234 68V67H233ZM237 68H239L238 66H237ZM33 69H35V70H33ZM51 69V70H50ZM66 69V68H65ZM76 69V68H75ZM98 68H96V70H97ZM102 69H104V68H102ZM107 69V68H106ZM104 70V72H106L107 70ZM119 69V68H118ZM117 69V70H118ZM134 69V70H135ZM187 69H189V67L187 68ZM195 69V70H196ZM220 69V70H221ZM264 69V68H263ZM17 70L20 72V73H22V74H20L21 75V77H20V75L19 74H17ZM77 70V69H76ZM96 70H94L93 71V76H97L96 78V80H98V77L100 76H98V70L96 71ZM113 71L114 73H111L112 71H107L106 73H107V75H113V74H116V73H119L120 74V71ZM120 70V69H119ZM135 70V71H136ZM190 70V69H189ZM194 70V72H196ZM201 70H206V71H209V69L207 70L206 69V67H205V69H203L202 67L200 68V72H202ZM230 70V72H233V70L232 69H229ZM238 70V69H237ZM241 70V69H240ZM239 70V71H240ZM244 70V69H243ZM7 72L8 73V75H4V73L5 72ZM85 71H87V72H85ZM100 71H101V69H100ZM211 71H209V72H211ZM235 71V70H234ZM245 71V73H244V71H243V74H245L246 75V72ZM262 71V70H261ZM18 72V73H19ZM32 72H30V73H32ZM74 72V71H73ZM86 74H84V73ZM185 72H186V75H187V77L185 76ZM193 72V73H194ZM75 73V72H74ZM101 73V72H100ZM106 73H104L105 75H106ZM263 73H264V70H263ZM11 74V75H10ZM19 75V78L20 79H22L23 81V83L20 81V82H18L17 83V81H15V78L14 79H12L13 78V76L14 75ZM85 75V76H82V75ZM103 74V73H102ZM125 74V75H124ZM195 74H197V73H195ZM194 74V75H195ZM206 74V73H205ZM204 74V75H205ZM220 74H222V72H220ZM235 74H237L236 76L239 78V76H238V73H237V71H236V73L234 72V75ZM243 75L242 74V71H241V73H239V75ZM88 75V76H87ZM192 75V74H191ZM208 75V73L206 74V76ZM240 75V78L242 77ZM10 76H12V77H10ZM61 76H59V77H61ZM74 76H75V78H74ZM101 76H103V75H101ZM120 76V75H119ZM131 76H134V74L132 75L131 74ZM193 76V75H192ZM246 76V77H247ZM250 76V77H251ZM262 76H263V74H262ZM14 77H18V76H14ZM36 77V78H35ZM56 77V78H55ZM104 77L105 76H103L102 77V79H104ZM108 77V76H107ZM196 77V76H195ZM217 77H218V80H217ZM236 77V78H237ZM252 77V79L253 80H255L254 78ZM109 78V77H108ZM107 78V79H108ZM115 78H117V77H115ZM185 78H187L188 80H189V82L187 81V79L185 80ZM194 77H192V79H193ZM198 78V76L196 77V79ZM208 78H212V80H209ZM257 78V77H256ZM37 79V80H36ZM45 79V80H46ZM55 79H58V80H55ZM102 79H101V81H102ZM128 79V80H127ZM213 79L215 80V81H213ZM231 79V78H230ZM229 79V80H230ZM259 79V78H258ZM14 80V81H13ZM82 80V79H81ZM109 80V79H108ZM194 80V79H193ZM199 79H197V81L196 82H200V80L198 81ZM206 80V79H205ZM233 80V79H232ZM235 80V79H234ZM234 80H233V82L232 81H230L231 83H233L232 84V86L233 85H235L234 84ZM241 80V79H240ZM242 80H245L244 79V77H242ZM261 80V79H260ZM260 80H259V82H260ZM263 80V79H262ZM261 80V81H262ZM72 81V82H71ZM100 81V78H99V80H98V82ZM104 81H105V79H104ZM191 81V82H190ZM210 81H212V82H210ZM217 81H221L222 83L220 84L219 82H217ZM225 81V82H224ZM238 82H240L239 81V79L237 80ZM252 81V80H251ZM13 82V83H12ZM14 82H16L17 84L16 85H18L19 83L21 84L22 83V85H21V88H19L20 87V84L16 87L14 84ZM24 82H25V85H24V87L25 88H23V84H24ZM70 82V83H69ZM107 82V81H106ZM110 82V81H109ZM109 82H107V83H109ZM112 82H113V80H112ZM122 82H124L125 84H126V86H127V88H125L126 89V91H125V89L123 88V86H121L122 85ZM228 82V81H227ZM256 82H257V80H256ZM36 83H37V85H38V83H39V85L40 86H37V87H39L38 89L40 90V87H42L41 88V90L42 91H45L44 92V94H43V92L41 93V91H39L38 89H37V87L35 88L37 91L35 92V90H33L34 89V87L35 86H31L32 84L34 85H36ZM53 83V84H52ZM80 83V84H79ZM91 83V84H90ZM187 83H190V85L189 84H187ZM216 83H218L219 85H221V86H218V84L216 85ZM241 83V82H240ZM243 83L245 84L246 83V81H242V84L241 85H243ZM252 83H253V81H252ZM13 84V85H12ZM27 84H29L31 87H29V85H27ZM42 84H43V86H44V88H45V90L43 89V86H42ZM112 84V83H111ZM110 84V85H111ZM120 84V85H119ZM194 85H196L195 83H193ZM228 84V83H227ZM254 84V83H253ZM255 84H258V82L257 83H255ZM81 85V86H80ZM102 85V84H101ZM100 85V86H101ZM107 85V84H106ZM229 85L231 86V84L229 83ZM238 85H240V84H237V86ZM241 85L238 87V89L241 87ZM263 85V84H262ZM14 86V87H13ZM72 86V87H71ZM100 86H98V87H100ZM104 86V85H103ZM121 86V87H120ZM223 86H226V88H227V86L228 85H224L223 84ZM244 87H246V85H243ZM249 86V85H248ZM260 86H261V84H260ZM15 87H16V89H15ZM28 87H29V89H28ZM57 87H63V88H57ZM66 89H65V88ZM81 87H84V89L83 88H81ZM86 87V88H85ZM119 87V88H118ZM192 89H191V88ZM235 87V89L237 88L236 87V85L234 86ZM264 87V86H263ZM18 88L19 89H21V90H18ZM80 88V89H79ZM109 88H111V86L109 87ZM123 90H121V89ZM188 88L191 90V92L188 90ZM228 88H230L229 86H228ZM247 89L248 88H250V87H246ZM257 88V87H256ZM23 89H25V90H23ZM61 89H64L63 91H65V92H63ZM116 89V90H115ZM193 89H195L196 91L199 89L200 90V92H196L195 90V92L193 93L192 91H193ZM213 89H211V90H213ZM222 89V88H221ZM244 89V88H243ZM243 89H240V90H238V91H241L242 92V90ZM247 89H246V91H247ZM252 89V88H251ZM254 89V88H253ZM264 89V88H263ZM59 91V90H61V91H59V93H61V92H63L61 95L57 92V91ZM81 90V91H80ZM230 90V89H229ZM229 90H227L228 91V93H230V91ZM249 90V89H248ZM2 91V92H1ZM16 91V92H15ZM22 91V92H21ZM27 91V92H26ZM38 91H39V93H38ZM54 91H56V92H54ZM189 91V92H188ZM209 91H210V88H209ZM213 91V92H214ZM227 91L225 92V93H227ZM236 91V90H235ZM244 91H245V89H244ZM10 92H13L12 94L10 93ZM19 92V94H18V97L16 96V94L14 95V93H18ZM21 92V93H20ZM24 92H26V93H24ZM31 92H33L32 94L33 95H30L29 97H28V94L30 93L31 94ZM36 94H35V93ZM221 92H223L222 90H221ZM4 93H10V95L8 94H4ZM39 94V96H37L38 94ZM40 93H41V95H40ZM57 93V94H56ZM113 93V94H112ZM115 93V94H114ZM192 93V95H190ZM220 93V92H219ZM224 92L223 93H220V94H225ZM234 93H237V92H234ZM246 93V92H245ZM20 94H21V96H20ZM27 95V98L28 99H26V96H24V95ZM35 94V95H34ZM56 94V95H55ZM198 94H200V95H198ZM232 95H233V93H231ZM241 94V93H240ZM239 94V95H240ZM243 95H244V92L242 93ZM43 95H44V97H43ZM194 95H196V96H194ZM208 95L210 96V98L208 97ZM230 95V94H229ZM236 95V94H235ZM242 95V96H243ZM246 95H248V94H245V96ZM12 96H14V97H12ZM33 96H35V99H34V97ZM57 96V97H56ZM109 96V97H108ZM220 95H218V97H219ZM224 96H227V94L226 95H224ZM224 96L222 97L224 100H226L227 98H228V96H227V98L225 99L224 98ZM234 96V95H233ZM241 96V97H242ZM19 97H21V99L19 98ZM23 97V98H22ZM33 97V98H32ZM39 97V98H38ZM98 97V98H97ZM100 97V98H99ZM106 97V98H105ZM110 97H111V99H110ZM196 97V98H195ZM201 97H203V98H201ZM239 98H240V96H238ZM11 98H12V100H15V101H13L12 102V100H11ZM19 98V99H18ZM25 98V99H24ZM30 98L32 99V103L33 104H31V102H30ZM198 98H201L202 99V101L203 100H205V101H207L208 99L210 100H208V102L205 104V103H203L204 105L202 106V101L200 102V100L201 99H198ZM220 98H221V96H220ZM219 98V99H220ZM236 98V97H235ZM244 98V97H243ZM243 98H242V100H243ZM23 99V100H22ZM45 100V102L43 103V100ZM112 100V102L111 103H109V100ZM217 99V98H216ZM5 100V101H4ZM11 100V101H10ZM22 100V101H21ZM26 100V101H25ZM35 100H39V101H35ZM241 100V99H240ZM241 100V101H242ZM2 101V102H1ZM8 101H10V102H8ZM17 101H19V102H21V104L20 105H23L24 106V104L25 103H27L28 102V105L27 104H25L27 107H20V106H18L19 104H17V105H15L16 107H14V105H13V103L14 104H16V103H19V102H17ZM23 101H25V102H23ZM40 101H42V103H40ZM59 101H62L63 103H61V104H63V105H65L66 107L64 108V106H61V107H63L62 109H60V107H59V105L57 104L55 107H58V108H56L57 109V111L53 108V105L54 104H56L57 102L58 103H60ZM220 101L222 102L223 100L222 99H220ZM3 102H5V103H3ZM39 103V105L38 104H36V103ZM201 103V104H199L201 107H199V105H198V103ZM204 102V101H203ZM225 101H223L222 102V104H225L224 103ZM1 103H3V104H1ZM8 103H10V104H12L13 106H11L10 104H8ZM35 104V105H34ZM44 104V106L42 107V105ZM60 104V105H61ZM215 104V103H214ZM221 104V105H222ZM5 105H7V106H5ZM40 105H41V107H40ZM45 105H46V107H45ZM196 106V114H195V112H194V110L192 109L191 110V107L192 106ZM197 105H198V107H197ZM2 106H4L3 108H2ZM11 106V107H10ZM20 107V108H18V107ZM34 106L36 107V109L34 108ZM210 106V105H209ZM14 109H13V108ZM38 107H39V109H38ZM204 107V108H203ZM226 106L224 105V107L222 106V108H225ZM17 108V109H16ZM32 108V109H31ZM34 108V109H33ZM43 108V109H42ZM200 108V109H199ZM6 109V110H5ZM46 109V110H45ZM29 110L31 111V112H29ZM37 110H38V113L36 114V112H37ZM200 110V111H199ZM203 110H202V112H203ZM208 110V109H207ZM207 110H206V112H207ZM216 110V109H215ZM227 108H225V113H226V115L225 116H227L228 115V117H229V113H227ZM29 113H28V112ZM42 113V111H43V113L42 114H40V112ZM199 111V112H198ZM209 111V110H208ZM222 111V110H221ZM24 112H25V114L27 115V118L25 117V114H24ZM205 112V111H204ZM215 113L216 111H214V112H212L211 110L209 111V113ZM32 113V114H31ZM192 113H194V115H193V119L192 118H187L188 120H186V119H184V121H182V120H180L181 118H186V117H188V114H189V116L190 117H192ZM257 113V112H256ZM256 113H255V115H256ZM28 114H30V115H28ZM33 114H34V116H33ZM220 118H222L223 119V117H225V116H223L222 115V112H220ZM38 115V116H37ZM42 115V116H41ZM201 115V116H200ZM207 115V114H206ZM205 115V116H206ZM211 115V114H210ZM210 115H209V120H211L213 117H210ZM248 115H250V113L248 114ZM14 116V117H13ZM36 116V117H35ZM39 116H41V117H39ZM214 117H216V116H219V114L218 115H213ZM16 117V118H15ZM30 117H32V119L30 118ZM35 117V118H34ZM197 117V118H198ZM208 117V116H207ZM207 117L205 118V119H207ZM228 117H226L227 118V120H226V118L224 119V120H226V125L228 126V122H229V118ZM252 117H254V113H252ZM252 117H250V118H252ZM257 117H258V115H257ZM15 118V119H14ZM29 119V120H27V124H25L26 123V119ZM43 118V119H42ZM196 117H195V121H196V119H197ZM202 118H203V116H202ZM218 118V117H217ZM230 118H232L231 117V115H230ZM234 118V117H233ZM233 118L231 119V122L233 121ZM250 118H249V120L248 121H250ZM30 119H31V121H30ZM34 119H37V121H36V123H35V120ZM41 119V120H40ZM192 119V120H191ZM214 119H216V118H214ZM256 118H253V120H252V122H250V124H253L254 126L253 127H260L263 131H264V128H262L261 127V124L264 122V121H262L263 119H260L261 120V124H258V122H257V120L256 121H254ZM23 120H25L24 122H23ZM77 120H78V122H77ZM201 120V119H200ZM208 120V119H207ZM207 120H205L206 122H207ZM208 120V121H209ZM224 120H223V122H224ZM238 120V119H237ZM34 121V122H33ZM77 122V124L79 123L80 125H77V124H75L76 122ZM180 121H182V123L180 124ZM234 121H236L235 119H234ZM30 122H32V123H29ZM197 122L199 123V121L197 120ZM212 122H214V121H212ZM211 122V123H212ZM218 122H220L219 120H218ZM230 122V123H231ZM254 122H257V124L258 125H256V123L254 124ZM34 123H35V125H34ZM202 123V124H201ZM208 123H210V122H208ZM207 123V124H208ZM216 123V122H215ZM234 123V122H233ZM233 123H231L232 125H231V127L234 125ZM239 123V122H238ZM20 124H22V125H20ZM44 124V125H43ZM200 124H201V126H204L203 124H205V122L203 123L202 122V120H201V122H200ZM214 124V123H213ZM224 123H222V126L221 127H223L224 125H223ZM239 124H241V123H239ZM245 124V123H244ZM250 124L248 125L249 127H250ZM183 125H185L184 126V128H182V126ZM186 125H187V127L189 128V129H191V131H189V132H191V134L194 136V134H196L197 132L198 133H200V132H204V131H201V129L202 130H206L205 132H206V136L204 135V137L201 135L202 133H200V135H201V137H203V138H200V137H198V136H200L199 134H196V136H197V139L200 141V139H201V142H204L205 140L207 141V140H209V141H205L203 144L201 143V145H199V146H201V148H195V151L194 152H192V150L194 149H191V147L189 146V145H186L185 143H189V144H191L190 143V141H188V142H186V140L188 139V138H191V137H188L189 136V132H188V130L189 129H185V128H187L186 127ZM193 125V124H192ZM196 125H197V123H196ZM199 125V124H198ZM209 126H210V124H208ZM212 125V124H211ZM218 125L219 124H217L216 123V127L218 128ZM221 125V124H220ZM219 125V126H220ZM226 125L224 126V127H226ZM243 125V124H242ZM264 125V124H263ZM262 125V126H263ZM28 126H30V127H28ZM37 126V127H36ZM38 126H39V128H38ZM44 126H46L47 128H48V133H47V128L46 129H44V127H43V129L45 130V132L43 131V129H42V127ZM129 126V127H128ZM252 126V125H251ZM28 127V128H27ZM41 127V128H40ZM234 127L235 126H233V129H234ZM196 128H198V129H200V130H197ZM209 128V127H208ZM213 128H215V127H213ZM227 128V127H226ZM228 128H230L229 126H228ZM246 128H248V127H246ZM260 128H257V129H259V130H261ZM39 132L40 131V133H38L36 130ZM183 129H185V130H183ZM212 128H210V130H211ZM218 129H223V128H218ZM238 129V128H237ZM256 129V130H257ZM34 130H35V132H34ZM187 130V131H186ZM213 130V129H212ZM215 130H216V128H215ZM235 130H236V127H235ZM242 130H244V128H242ZM241 130V131H242ZM9 131V132H8ZM43 131V132H42ZM123 131V133L122 134H119V133H121ZM192 131H194V132H192ZM247 131H248V129H247ZM8 132V135L6 134ZM18 132V133H17ZM196 132V133H195ZM209 132H211V131H209ZM226 132H228V131H226ZM230 132V131H229ZM231 132H232V129H231ZM245 132H246V130H245ZM249 132V131H248ZM250 132H252V130L250 131ZM257 131H255V133H256ZM16 133H17V135H16ZM34 133V134H33ZM44 133V134H43ZM50 133V134H49ZM217 133V132H216ZM215 133V134H216ZM258 133H260L261 134V132H258ZM257 133V134H258ZM12 134V135H11ZM45 134H46V136H45ZM50 135V136H48V135ZM191 134H190V136H191ZM207 134L209 135V138H207L208 136H207ZM252 136H253V134L252 133H250ZM249 134V136H251ZM262 134H264V133H262ZM7 135V136H6ZM16 135V136H15ZM34 135H36V136H38V135H42L41 137L39 136L38 138L35 136L34 137ZM227 135H228V133H227ZM43 136H45V137H43ZM186 136V137H185ZM193 136H192V139L193 140H195L194 138H193ZM213 136V135H212ZM222 136H226L225 134H223ZM230 138H231V136L230 135H228ZM233 136V135H232ZM256 136V135H255ZM258 136V135H257ZM256 136V138H257V140H256V143H257V141H258V138H260V137H257ZM11 137V138H10ZM188 137V138H187ZM195 137V136H194ZM207 139H206V138ZM247 137H248V135H247ZM41 138V140L43 139L45 142H43V141H41V140H39ZM45 138V139H44ZM186 138V139H185ZM200 138V139H199ZM227 138V137H226ZM233 138H235V137H233ZM233 138H231V139H233ZM256 138H250V139H252L251 140V142L253 141V140H255ZM40 142H42V143H44V144H42L41 142H40V144L41 145H38L39 143H38V141ZM203 139V140H202ZM230 139V140H231ZM236 139V138H235ZM221 140V139H220ZM222 140H226L224 137H222ZM221 140V141H222ZM237 140V139H236ZM236 140H231L232 142H229V140H228V138H227V140L226 141H228L229 143H233V141H235L236 142ZM244 140V139H243ZM221 141H219V142H221ZM240 141V142H239ZM239 141H237L238 143H241V140H239ZM244 141H246V140H244ZM250 140H248V142H249ZM192 142V141H191ZM224 142V141H223ZM236 142V143H237ZM59 143V144H58ZM197 143V142H196ZM195 143V144H196ZM199 143V142H198ZM222 143V142H221ZM228 143V144H229ZM243 143L244 142H242V146H243ZM246 143V142H245ZM260 146H262V144H263V142H261V140H260ZM58 144V145H57ZM195 144L193 143V145H194V147H195ZM249 144V143H248ZM253 144H254V142H252L251 143V145L253 146ZM203 145V146H202ZM233 145V144H232ZM235 146H236V151L238 150L237 148L239 147L238 146V144L236 145V144H234ZM255 145V144H254ZM258 145H259V142H258ZM257 145V146H258ZM28 146L31 148L30 150H28L29 148H28ZM40 146H41V148H40ZM60 146V148H62L63 150H66V153L65 154H69V150L71 151H73V152H70L71 154H69V156H71V155H73V156H71L69 159L70 160H63L62 161V159H61V161H58V160H60V159H58L59 158V156H58V154L56 155V153H55V147H56V149L58 148ZM225 146H227V147H225ZM242 146H240L239 148L241 149V147ZM245 146H247L248 148H249V146L248 145H245ZM244 146V147H245ZM251 146V147H252ZM28 149H27V148ZM66 149H65V148ZM190 148V151H188V149ZM259 147V146H258ZM40 148V149H39ZM69 150H68V149ZM254 148V147H253ZM257 148V147H256ZM59 149V148H58ZM238 150V151H242V150ZM245 149V148H244ZM250 149V148H249ZM248 149V150H249ZM26 150V151H25ZM52 150V151H51ZM54 150V151H53ZM63 150H61L62 152H63ZM264 150V149H263ZM30 152V157L33 159L32 160V162L31 163H33L32 165H30L29 166V170L28 171H30V170H34V168H36L37 170L38 169H41L43 166H46V163L48 164V166H50V168L49 167H47L46 166V168H44V169H46V170H48V168H49V170L47 171L48 173H49V171L51 172V171H53L52 172V176H50L51 175V173L50 174H48V173H43V174H45V176H47V175H49L48 177H43V175H42V177H35V175H34V172H35V174H36V169L34 170V172H28L30 175H31V173L34 175V176H32V178H31V176H29V174L27 173V171L25 172V170H22L21 168H19L20 169V171L18 172V170H16V168H17V166H13V165H15V164H13L14 163V159H15V157H17V158H19V157H21L22 158V156H24L25 158H28V152ZM60 151V152H61ZM236 151H234V152H236ZM250 151V150H249ZM251 151H253V150H251ZM250 151V152H251ZM256 150H254L251 154H253L254 156H253V158L251 159L252 161L253 160H255L254 159V157H255V154H256V152H255ZM259 151H260V149H259ZM262 151V150H261ZM261 151H260V153H261ZM53 152V153H52ZM56 152H59V151H56ZM65 152V151H64ZM224 152L226 153V156H227V154L231 157V156H233L234 157V159H233V161H235L236 163L237 162H239V163H235V162H233V165H231V163L229 164V163H226V162H228V161H225V164H223L222 165V163L220 164V163H217V165H216V163H214V162H217L218 161V158L219 157H222V161H223V158H224ZM243 152H244V150H243ZM246 152V151H245ZM263 152V151H262ZM26 153H27V155H26ZM238 154H236V153H234L235 155H239V152H237ZM255 153V154H254ZM51 154H52V156H51ZM54 154H55V156H54ZM244 155V153H241V155ZM251 154H249L250 155V158L252 157L251 156ZM262 154V153H261ZM261 154H259L258 152H257V156L260 158V156L259 155H261ZM264 154V153H263ZM262 154V155H263ZM51 157H50V156ZM60 155V154H59ZM243 155H242V158H244V157H246V153H245V156L243 157ZM48 156H49V158H48ZM62 156H64V155H62ZM62 156H60L61 158H62ZM66 156V158L67 157H69V156H67V155H65ZM64 156V157H65ZM229 156H227L226 158H228ZM57 157V158H56ZM64 157H63V159H64ZM230 157L228 158L229 160H230ZM233 157H231V158H233ZM238 157V156H237ZM236 157V158H237ZM263 158H264V155L262 156ZM261 157V158H262ZM24 158V159H25ZM200 158H201V160H200ZM209 158V159H208ZM212 158V159H211ZM225 158V159H226ZM241 157H239V159H240ZM247 158V162H248V164L251 162H249V160H250V158H248V157H246ZM20 159V158H19ZM29 160H30V158H28ZM217 159V160H216ZM21 161L23 160V159H20ZM48 160L50 161V162H48ZM72 160V161H71ZM210 160H212V161H210ZM216 160V161H215ZM232 160V159H231ZM240 160H242V159H240ZM246 160V159H245ZM245 160H244V162H245ZM261 160V159H260ZM17 161V160H16ZM31 161V160H30ZM46 161V162H45ZM205 161V162H204ZM220 161V160H219ZM256 161V160H255ZM258 161V160H257ZM23 162H25V161H23ZM22 162V163H23ZM247 162H245V165L247 164ZM259 162V161H258ZM17 163V162H16ZM19 163V162H18ZM21 163V164H22ZM255 162H251V164H252V168H253V164H254ZM262 163V162H261ZM264 163V162H263ZM262 163V164H263ZM41 164H43V165H41ZM49 164H52V165H49ZM60 164V165H59ZM227 164V165H226ZM234 164H236V165H234ZM260 164V163H259ZM26 165V164H25ZM40 166V167H38V166ZM55 165H56V170H55ZM191 166V170L190 171H187V170H189L190 169V166ZM240 165H242V163L240 164ZM250 165V164H249ZM261 165V164H260ZM264 165V164H263ZM211 166V165H210ZM26 167V166H25ZM38 167V168H37ZM60 167V169H57V168H59ZM211 167H213V166H211ZM211 167H209V169L211 168ZM260 167V166H259ZM263 167V166H262ZM15 168V169H14ZM52 168H54V170L52 169ZM248 168H250L251 169V165L248 167ZM248 168H246V170L248 169ZM25 169H27V167L25 168ZM245 169V168H244ZM211 170V169H210ZM214 170V169H213ZM254 170H256L255 168H254ZM14 171H17L18 173H20V175H18L19 177H20V179H18L19 181H21V183L20 184H17V185H21L19 188L17 187V189L18 190H16L15 192L12 190V188H11V185L13 184L14 185V183H15V181L13 182L12 180H13V177L16 175L17 176V174H16V172H14ZM253 171V170H252ZM262 171V172H261ZM44 172H46V171H44ZM108 172H112L114 175H111V173H110V175H108L107 173ZM207 172H209V170H207ZM206 171H205V173H207ZM256 172V171H255ZM14 173H15V175H14ZM211 173V172H210ZM59 176H58V175ZM218 174V175H217ZM242 175L244 174L245 175V173H241ZM241 174H240V176H241ZM254 174V175H255ZM259 174V175H258ZM14 175V176H13ZM187 175V176H186ZM202 175V180H199L200 181V183H198L197 185H196V183L197 182H195V181H193V182H190V180H196V179H199V177ZM206 175H208L209 176V174L207 173ZM244 175H243V177H244ZM248 175V174H247ZM255 175V176H256ZM11 176H13V177H11ZM126 176V177H125ZM211 176V177H212ZM242 177V176H241ZM18 178V177H17ZM208 179L210 178V177H207ZM235 178V179H234ZM236 178H240V179H238L237 180V182H240V183H238V184H240V185H238L237 183V185L235 186V183H233L232 184V182L231 181H235L236 180ZM250 178V176L247 178V179H249ZM11 179V180H10ZM15 180V179H14ZM239 180H241L242 182H243V184L241 183V181H239ZM250 180V179H249ZM198 181V180H197ZM198 181V182H199ZM205 181V180H204ZM204 181H202V182H204ZM208 181V180H207ZM211 181V180H210ZM13 182V183H12ZM59 182V183H58ZM184 182H187V180L186 181H184ZM187 182V183H188ZM212 182V181H211ZM230 182H231V184H230ZM236 182V181H235ZM74 183V184H73ZM214 183H216V181L214 182ZM214 183H212V184H214ZM200 184V185H199ZM209 184V183H208ZM221 183L219 182V185H220ZM182 185H185L184 186V188H181L182 187ZM192 185V184H191ZM210 185V184H209ZM218 185V184H217ZM9 186H10V192H8L7 193V190H8V188H9ZM15 186V185H14ZM8 187V188H7ZM71 187H76V188H78V189H74V188H71ZM187 187H189V186H187ZM211 187V186H210ZM213 187H214V185H213ZM212 187V188H213ZM14 188V187H13ZM216 188V187H215ZM220 188V187H219ZM54 189V188H53ZM222 189V188H221ZM220 189V190H221ZM11 190L13 191L12 192V194H14L13 196H11ZM15 190V189H14ZM38 190V191H37ZM184 190V191H185ZM6 191V192H5ZM18 191V192H17ZM43 191V190H42ZM41 191V192H42ZM217 191H218V188H217ZM223 191V190H222ZM17 192V193H16ZM49 192H52V189H51V191L49 190ZM57 192H58V190H57ZM80 192V191H79ZM79 192H78V195H79ZM178 192H179V194H178ZM186 192V193H187ZM214 192V191H213ZM226 192V193H225ZM9 193H10V195H9ZM43 193V192H42ZM53 193H54V191H53ZM53 193L51 194V196L53 197ZM69 193V194H70ZM206 193V194H205ZM8 194V195H7ZM50 194V193H49ZM55 194V193H54ZM215 194V193H214ZM36 195V196H35ZM41 195V194H40ZM77 195V194H76ZM76 195L74 196V197H76ZM218 195H221V193L220 194H218ZM46 196H50V195H46ZM64 196H66L67 198H65ZM83 196H82V198H83ZM186 196H187V194H186ZM215 196V195H214ZM70 197V199L68 200V198ZM78 197V196H77ZM173 197V196H172ZM206 197V198H205ZM221 197V196H220ZM38 198V197H37ZM45 198V197H44ZM42 196H41V202H42ZM78 199V198H77ZM125 200L127 203L128 202H130L129 203V205L127 204V203H125V205H128V206H126V207H122V206H118V205H120V200ZM153 199L156 201V200H158V199H160L161 201H153ZM182 199V198H181ZM184 199V198H183ZM210 199V198H209ZM214 199V198H213ZM217 199V198H216ZM43 200H45V201H47L46 199H43ZM55 200V199H54ZM223 200V199H222ZM221 200V201H222ZM51 201H53V198H52V200ZM55 201V204L57 203ZM125 201H122L123 203L125 202ZM153 201V202H152ZM169 201H171V200H169ZM168 201V202H169ZM186 201V202H185ZM210 201H212V199L210 200ZM38 202V201H37ZM50 202V201H49ZM61 202V201H60ZM66 202H64V203H66ZM77 201L75 200V203H76ZM79 202V201H78ZM134 202H136V204L134 203ZM150 202H152L151 204L153 205V207H152V205L150 204ZM173 202H175V201H173ZM177 202V201H176ZM179 202H180V200H179ZM206 202V201H205ZM205 202H203V203H205ZM31 203H32V205H31ZM53 203H54V201H53ZM75 203H74V207L76 206L75 205ZM150 204V205H148V204ZM156 203V204H155ZM178 203V202H177ZM206 203H208V202H206ZM210 203V202H209ZM208 203V204H209ZM213 203V202H212ZM226 205H225V204ZM48 204H50V203H48ZM58 204V203H57ZM68 204V203H67ZM67 204H65V206H67ZM72 204H70V205H72ZM135 204V205H134ZM155 204V205H154ZM180 203H178L176 206H177V208H178V206L180 207V208H183L182 207V205L180 206L179 205ZM202 204V203H201ZM215 204V203H214ZM41 205H42V203H41ZM40 204H38L37 206H41ZM46 205V204H45ZM52 205V204H51ZM60 205L61 204H58V211H59V209H60ZM70 205H68V206H70ZM156 205V206H157ZM162 205V204H161ZM164 205V204H163ZM167 205H168V203H167ZM210 205V204H209ZM212 205V204H211ZM224 205V206H223ZM32 206V207H31ZM62 206V205H61ZM64 206V207H65ZM67 206V207H68ZM148 206V207H147ZM171 206V205H170ZM202 206V205H201ZM201 206H200V204H199V209L201 208ZM208 206V205H207ZM218 206V205H217ZM42 207V206H41ZM66 207V208H67ZM74 207H73V205H72V207H68L70 210L73 208V210H74ZM95 207V209H93ZM167 207V206H166ZM165 207V208H166ZM214 207V208H213ZM23 208V209H22ZM25 208V209H24ZM47 208H48V211H49V209H50V211L52 210L51 208H53V207H48L47 206ZM62 208V207H61ZM76 208V207H75ZM79 208H77L78 209V211H79ZM157 208V207H156ZM159 208V207H158ZM204 208V207H203ZM211 207H209V208H207L206 209V206H205V208H204V210L206 209V210H211L212 208H213V211H214V209L216 210V206L215 205H212V208L210 209ZM218 208V207H217ZM76 209V210H77ZM151 209V210H152ZM155 209V208H154ZM153 209V210H154ZM183 209H185V208H183ZM187 209V208H186ZM193 209V210H192ZM199 209H197V210H195V211H197V214L200 212V214H202V213H205L204 212V210H202L201 211V209L199 210ZM63 210V212H64V210H65V208L64 209H62ZM68 210V209H67ZM76 210H74V211H76ZM83 210L81 211V212H83ZM147 210V211H148ZM158 210V209H157ZM165 210V209H164ZM205 210V211H206ZM219 210V211H220ZM43 211V213H44V216L47 214V216H48V214L50 215L49 217H51V214H53V211H52V213H46L45 214V207H44V209L42 210ZM49 211V212H50ZM78 211H77V213H78ZM89 211V212H90ZM92 211V212H93ZM193 212V215L195 216V215H197L196 214V212ZM40 211H38V212H35V216H37L36 218H37V220H39L40 219V225L41 226H39L38 224H39V222L36 220V218H35V222L36 223H38V224H36V225H38V228L39 227H41V230H47V228H48V226H46V224L47 223H44V221H46L47 219H48V221L50 220V218L48 217H42V212H40ZM80 212V211H79ZM81 212L79 213V214H81ZM89 212H87V210H86V213L88 214ZM154 212V211H153ZM160 212H161V210H160ZM176 212V211H175ZM182 212V211H181ZM180 212V213H181ZM217 212V211H216ZM21 213V214H20ZM38 215H37V214ZM59 213H60V211H59ZM62 213V212H61ZM60 213V214H61ZM85 212H83V214H84ZM94 214L96 213V212H93ZM173 213V215H174V211L172 212ZM171 212L169 213V215L170 214H172ZM179 213V214H180ZM183 214H184V212H182ZM185 213H187V212H185ZM195 213V214H194ZM215 213V212H214ZM63 214V213H62ZM68 214V211H67V213H66V215ZM70 214H72V213H70ZM74 214V213H73ZM156 214V213H155ZM163 214H164V212H163ZM200 214H198L199 216H201ZM206 214V213H205ZM66 215H64V216H66ZM86 215V214H85ZM139 215H140V217H139ZM167 215V214H166ZM186 215V214H185ZM192 215V214H191ZM198 215H197V217H198ZM203 216H204V219H205V216L206 215H208V214H206V215H204V214H202ZM214 215V214H213ZM216 215H217V213H216ZM218 215H219V213H218ZM221 215H223V213L221 214ZM224 215H223V217H224ZM38 216H40L41 218H39L38 219ZM62 216V215H61ZM61 216H60V218H59V223H60V219H61ZM63 216V217H64ZM82 216V215H81ZM97 216H99V214H97ZM110 216H112L111 217V220H110ZM161 216H163V215H161ZM179 216H181V215H179ZM193 216V218H196V216L194 217ZM209 217H210V214L208 215ZM220 216V215H219ZM232 216V217H231ZM69 217V216H68ZM72 217H73V215H72ZM79 217V216H78ZM94 216H92L91 215V218H93ZM117 217V218H116ZM121 217V218H122ZM136 217V219H134ZM137 217H139V219H140V223H139V220H138V218ZM146 217H147V219H146ZM159 217V216H158ZM173 217V216H172ZM188 217H189V215H188ZM188 217H185L186 219H188ZM216 217V216H215ZM251 217V219H250V221H248L249 219L248 218H250ZM65 218V217H64ZM70 218H71V216H70ZM73 218H75V219H77L76 217H73ZM86 218H89V216L88 217H86ZM95 218V217H94ZM99 218H101L100 216L99 217H97V220H99ZM119 218V219H118ZM177 218V217H176ZM207 219H208V217H206ZM218 218V217H217ZM231 218V219H230ZM43 219V220H42ZM53 219V222H55V221H57V219H55V218H53V217H51V220ZM63 219V218H62ZM69 219V218H68ZM117 219V220H116ZM162 219V218H161ZM174 219V218H173ZM183 219V218H182ZM198 219V218H197ZM203 219V220H204ZM219 219V218H218ZM221 219H222V217H221ZM65 220V219H64ZM63 220V221H64ZM69 220H71V219H69ZM80 220V219H79ZM81 220H82V218H81ZM144 220V221H143ZM146 220V221H145ZM168 221L170 220V219H167ZM167 220H166V222L165 223H168L167 222ZM172 220V219H171ZM171 220L169 221L170 223H171ZM176 220V219H175ZM193 220V219H192ZM196 219H194L193 221H195ZM206 220V219H205ZM204 220V221H205ZM83 221V220H82ZM84 221H86V220H84ZM90 221V220H89ZM138 221V222H137ZM163 221H164V219H163ZM182 221V220H181ZM184 221V220H183ZM221 221V220H220ZM224 221H223V223L222 224H225L224 223ZM71 222H73V221H71ZM78 222L79 221H77V224H76V226L78 225ZM88 222V221H87ZM86 222V223H87ZM108 222V223H109ZM142 222V223H141ZM148 222H150V223H148ZM155 222V221H154ZM215 222V221H214ZM216 222H219V221H216ZM222 222V221H221ZM62 223V222H61ZM60 223V225L62 226V224ZM65 223H66V220H65ZM67 223H68V221H67ZM70 223V222H69ZM74 223V222H73ZM73 223L71 224V225H73ZM101 223V222H100ZM106 223V222H105ZM141 224L142 225V227L140 226V225H138V224ZM149 225H148V224ZM191 223V222H190ZM206 223V222H205ZM205 223L203 224V225H205ZM220 223V222H219ZM75 224H74V226L73 227H75ZM81 224H84V223H81ZM118 224H119V222H118ZM147 224V226H148V228L147 227H145L144 228V226ZM173 224V223H172ZM182 224V223H181ZM221 224V225H222ZM31 225H32V223H31ZM43 225H44V227H43ZM54 225H55V227L57 226L58 227V225H56V222L54 223ZM59 225V226H60ZM79 225H80V223H79ZM102 225V224H101ZM144 225V226H143ZM156 225H158V224H156ZM163 225V224H162ZM168 225V224H167ZM170 225V224H169ZM198 225H200V226H198ZM60 226V227H61ZM92 226V225H91ZM110 226V225H109ZM129 226H130V229H129ZM133 226V227H132ZM172 226V225H171ZM174 226V225H173ZM177 226V225H176ZM176 226H175V228H176ZM188 226H189V224H188ZM207 226V225H206ZM32 227H35V225H32ZM30 228V229H36V228ZM54 227V229H56ZM83 227H85V226H83ZM113 227V226H112ZM115 227H117V226H115ZM180 227H178L177 229H180ZM44 228H46V229H44ZM77 229H78V227H76ZM92 228V227H91ZM98 228V227H97ZM100 228V227H99ZM110 228V227H109ZM141 228H142V230H141ZM156 228V227H155ZM171 228V227H170ZM186 228H188L187 227V225H186ZM26 229V228H25ZM58 229V228H57ZM56 229V230H57ZM75 229V228H74ZM77 229H75V230H77ZM90 229V228H89ZM96 229V228H95ZM105 229V228H104ZM108 229V228H107ZM115 230V228H112V230ZM119 229V228H118ZM121 229H123V228H121ZM120 229V230H121ZM125 229V228H124ZM124 229H123V233L125 232V233H128V232H126V231H124ZM139 230V228H135V230ZM158 229V228H157ZM163 229V228H162ZM27 230V229H26ZM41 230L39 229V231L41 232ZM81 229L79 228V230L77 231V232H79ZM86 230L87 229H85V236H87L86 235V233L88 232H86ZM110 230V229H109ZM126 230V229H125ZM134 230V232H132L131 234L133 235V233H135L137 236L136 237H138V234L136 233V231ZM137 230V231H138ZM161 230V229H160ZM207 230V231H206ZM38 231V230H37ZM37 231H35V232H37ZM48 231V230H47ZM90 231H91V229H90ZM96 231H98V230H96ZM154 231V230H153ZM167 231V230H166ZM165 231V232H166ZM172 231H173V229H172ZM22 232H24V234L23 235H26L25 234V232L26 231H23V230H21V233ZM31 232H33V230L31 231ZM36 233L37 235H34L33 233V238L30 236V240H32V243L31 244H33V242L34 243H36V244H34V245H36L37 246V244L38 245H40L39 243H42V242H47L46 240H45V238L44 237H40V234L42 233V234H44L43 232H41V233ZM99 232V231H98ZM105 232V231H104ZM121 232V231H120ZM129 232V233H130ZM169 232V231H168ZM204 232L206 233V232H208L209 234H210V236H208V234H206L208 237H210V238H208V239H210V240H212V239H215V238H217V235L219 236V238L218 239H215L216 241L213 243V244H209L208 245V243H206L205 241H204ZM17 233V234H16ZM27 234L29 233V231L27 230V232H26ZM47 232L45 231V234H46ZM56 233V232H55ZM68 233V232H67ZM66 233V234H67ZM82 233H84V231L82 232ZM114 233H117L116 232V230H115V232ZM128 233V234H129ZM162 233V232H161ZM170 233V232H169ZM174 233V232H173ZM175 233H177V231L175 230ZM181 234V235H184V234ZM31 234V233H30ZM58 234V233H57ZM61 234V233H60ZM80 234H81V232H80ZM98 234V233H97ZM131 234H129V235H127L126 234V236H131ZM163 234V233H162ZM200 234V235H199ZM17 236V237H15L16 238V240H15V238H14V236ZM59 235V234H58ZM58 235H57V237H58ZM62 235H64V234H61V236L60 237H63ZM69 235V234H68ZM84 234H82V236H83ZM88 235H90V232H89V234ZM121 235V234H120ZM158 235H159V233H158ZM169 235V234H168ZM175 235V234H174ZM181 235L179 234V236L181 237ZM37 236V237H36ZM70 236V235H69ZM72 236V235H71ZM85 236H84V238H85ZM91 236H94V235H91ZM91 236H89V237H91ZM99 236H101V235H99ZM111 236V235H110ZM115 236H117V235H115ZM125 236V237H126ZM179 236H177V234H176V236L174 237L173 236V234L171 235V237H174V242H173V240H171V239H173V238H169L168 240H170V242H173V243H175V241H176V239L178 240V241H181V240H186V239H183V238H181L180 239V237ZM188 236V235H187ZM197 236H199V237H197ZM54 237V236H53ZM81 237V236H80ZM120 237V236H119ZM118 237V238H119ZM133 237H134V235H133ZM143 237H145L146 239H147V242H146V239H144ZM176 237H178V238H176ZM182 237H184V236H182ZM64 238H66V236L64 237ZM70 238V237H69ZM68 238V239H69ZM101 238V237H100ZM103 238V237H102ZM113 238V237H112ZM130 238V237H129ZM164 238V237H163ZM167 238V237H166ZM165 238V239H166ZM253 238H255V240H256V242L254 243V244H252V239ZM6 239V238H5ZM67 239V238H66ZM83 239V238H82ZM89 240H90V238H88ZM87 239V240H88ZM92 239V238H91ZM96 239V238H95ZM104 239H106V238H104ZM117 239V238H116ZM124 239V238H123ZM132 239V238H131ZM136 239V238H135ZM150 239V238H149ZM153 239V238H152ZM156 239V238H155ZM37 240H39L40 242H38ZM75 240V239H74ZM157 240V239H156ZM167 240V239H166ZM166 240H164V243H166ZM187 240H188V238H187ZM1 241H3V240H1ZM69 241H70V239H69ZM71 241H73V240H71ZM94 241V240H93ZM107 241V240H106ZM120 241H121V239H120ZM120 241H119V243H120ZM125 241H126V239H125ZM145 241V242H144ZM251 241V242H250ZM74 242V241H73ZM104 242V241H103ZM111 242H112V240H111ZM169 241L167 242L168 244H170V246H172V243H170ZM253 242H254V239H253ZM28 243V242H27ZM51 243H53V242H51ZM55 243V242H54ZM57 243V242H56ZM60 243V242H59ZM64 243V242H63ZM66 243H68V242H66ZM78 243V242H77ZM99 243V242H98ZM105 243V242H104ZM128 243H129V239H128ZM131 243V242H130ZM149 243V242H148ZM163 243V244H164ZM166 243V244H167ZM176 243H177V241H176ZM184 243H186V241L184 242ZM17 244V245H16ZM26 244V245H25ZM43 244H45V243H42L41 244V246H44ZM47 244H49V243H47ZM70 244V243H69ZM97 244V243H96ZM152 244H154V243H152ZM162 244V246H164ZM188 245H190V243H187ZM14 245L15 246H17V248H15L14 247ZM33 245V246H34ZM64 245V244H63ZM62 245V246H63ZM67 245V244H66ZM66 245H64V246H66ZM72 245V244H71ZM73 245H75V244H73ZM86 245V244H85ZM84 245V246H85ZM88 245V244H87ZM110 245V244H109ZM114 245H116V244H114ZM120 245V244H119ZM151 244H149V246H150ZM174 245V244H173ZM178 245V244H177ZM49 246V245H48ZM47 246V247H48ZM57 246L58 247H60V245H58V243H57ZM57 246H56V248H57ZM83 246V245H82ZM89 246V245H88ZM98 246H99V244H98ZM108 246V245H107ZM106 246V247H107ZM113 246V245H112ZM135 246H137V247H135ZM167 246H169V245H167ZM166 245H165V247H167ZM168 247L169 249V251L168 252H170L171 250H170V248L171 247ZM175 246V245H174ZM186 246V245H185ZM47 247H45V249H47ZM52 247H55V246H53L52 245ZM73 247V246H72ZM78 247H80L81 248V246H78ZM78 247H76V248H78ZM100 247H101V244H100ZM105 247V246H104ZM110 247V246H109ZM116 247H117V245H116ZM151 247V246H150ZM180 247V246H179ZM13 248H15L14 250H13ZM50 248V247H49ZM48 248V249H49ZM74 248V247H73ZM73 248H72V250H73ZM86 248H87V246H86ZM111 248V247H110ZM114 248V247H113ZM157 248V247H156ZM172 248H173V246H172ZM171 248V249H172ZM181 248H182V245H181ZM33 249H34V247H33ZM36 249V248H35ZM45 249H44V251H45ZM59 249H61V248H59ZM105 249V248H104ZM107 249H108V247H107ZM107 249H105V250H107ZM185 249H187V248H185ZM6 250V249H5ZM74 250H75V248H74ZM100 250L102 251V249L100 248ZM108 250H110V249H108ZM134 250V251H133ZM138 250V249H137ZM155 250V249H154ZM157 250V249H156ZM166 250H167V248H166ZM181 250V249H180ZM191 250V249H190ZM229 250V251H228ZM1 251V250H0ZM4 251V250H3ZM35 251V250H34ZM37 251V250H36ZM61 251H64L65 252V254L64 253H62ZM95 251H96V249H95ZM104 251V250H103ZM140 251V250H139ZM216 252V254H215V258H213V255H214V253L213 252ZM40 252V251H39ZM47 252V251H46ZM48 252H49V250H48ZM54 253H53V255L54 256H52V259H51V257L50 258H48V259H45L46 261L44 262V260L43 261H40L41 260V258H40V260H39V263L40 264H51V263H54V262H56L55 260L57 259V260H60V259H58V258H60L61 256H63V257H61V258H64V260H65V257L67 256V255H69L66 251H65V249L63 250V248H62V250H58V251H56V249L53 251ZM56 252V253H55ZM74 252V251H73ZM80 252H83L82 250L80 251ZM109 252V251H108ZM115 252H116V250H115ZM124 252V251H123ZM135 252V253H134ZM141 252V251H140ZM146 252V251H145ZM147 252H149V251H147ZM151 252V251H150ZM167 252V253H168ZM176 252V251H175ZM207 252V253H206ZM212 252V253H211ZM219 252H221L220 254H217V253H219ZM7 253V252H6ZM51 253V252H50ZM60 253H62L61 255H60ZM67 253V254H66ZM76 253V252H75ZM78 253V252H77ZM91 253L92 252H90V256H91ZM97 253V252H96ZM103 253V252H102ZM154 253V252H153ZM161 253H162V251H161ZM174 253V252H173ZM172 253V254H173ZM191 253V252H190ZM208 253H211V254H208ZM8 254H10V253H8ZM12 254H10V256L12 255ZM32 254V253H31ZM35 254V253H34ZM36 254H38V252H36ZM35 254V255H36ZM82 254V253H81ZM106 254V253H105ZM116 254V253H115ZM164 254V253H163ZM162 254V255H163ZM170 253H168V255H169ZM182 254V253H181ZM193 254H192V256H193ZM206 254H208V255H206ZM7 255V254H6ZM23 256H24V254H22ZM39 255V254H38ZM43 255V254H42ZM42 255H40V256H38V257H41ZM47 255H48V253H47ZM52 254H50V256H51ZM60 255V256H59ZM66 255V256H65ZM79 255V254H78ZM78 255H77V258H78ZM99 255V254H98ZM112 255V254H111ZM110 255V256H111ZM117 255V254H116ZM144 255V254H143ZM195 255V254H194ZM209 255H210V258H207V257H209ZM212 255V256H211ZM9 256V255H8ZM9 256V257H10ZM14 256V255H13ZM21 257V260H22V258H24V257ZM31 256H33V255H31ZM37 256V255H36ZM71 256V255H70ZM70 256H67L68 258L70 257ZM83 256L86 258L87 256L86 255H84L83 254ZM118 256V255H117ZM141 256V255H140ZM153 256V255H152ZM156 256V255H155ZM179 256V255H178ZM201 256V257H200ZM0 257H1V255H0ZM76 257V256H75ZM74 257V258H75ZM82 257V256H81ZM98 257V256H97ZM102 257V256H101ZM112 257V256H111ZM118 257H120V256H118ZM122 257H124V256H122ZM144 257V256H143ZM148 257H150V256H148ZM169 257H171V256H169ZM212 257V258H211ZM12 258V257H11ZM14 258V257H13ZM34 258H37V257H34L33 256V261H35L34 260ZM107 258V257H106ZM131 259L132 260V258H136V260H135V262L133 261V263H131L128 259ZM172 258V257H171ZM42 259H44L43 257H42ZM87 259V258H86ZM103 259V258H102ZM109 259V258H108ZM150 259V258H149ZM159 259V258H158ZM30 260V259H29ZM49 260V261H48ZM52 260V261H51ZM70 260V259H69ZM74 260V259H73ZM75 260H78V259H75ZM80 260V259H79ZM78 260V261H79ZM114 260V259H113ZM118 260L120 261V259L118 258ZM163 260V259H162ZM170 260V259H169ZM28 261V260H27ZM77 261V262H78ZM93 261H97V259L95 260H93ZM103 261V260H102ZM160 261V260H159ZM11 262V261H10ZM31 262H32V260H31ZM58 262V261H57ZM56 262V263H57ZM74 262V264H77L76 263V261H71L70 262V264H72ZM101 262V261H100ZM106 262V261H105ZM115 262H116V260H115ZM118 262V261H117ZM121 262V261H120ZM158 262V261H157ZM5 263V262H4ZM25 263L27 264V262H26V260H25ZM24 263V264H25ZM60 263V262H59ZM64 263H65V261H64ZM69 263V262H68ZM79 263V262H78ZM86 263V262H85ZM84 263V264H85ZM108 263H110V262H108ZM122 263V262H121ZM122 263V264H123ZM138 263V264H139ZM145 264V261H143L142 262V264ZM14 264H16V263H14ZM31 264V263H30ZM36 264V263H35ZM55 264V263H54ZM62 264V263H61ZM67 264V263H66ZM106 264V263H105ZM116 264H119V263H116ZM127 264V263H126ZM141 264V263H140ZM146 264H148L147 263V261H146ZM152 264V263H151ZM153 264H154V262H153ZM164 264V263H163ZM167 264V263H166Z\"/></svg>",
  "mask_w": 264,
  "mask_h": 264
},
{
  "label": "rangeland",
  "instance_id": "rangeland-1",
  "mask_svg": "<svg viewBox=\"0 0 264 264\" xmlns=\"http://www.w3.org/2000/svg\"><path fill=\"white\" fill-rule=\"evenodd\" d=\"M9 2L8 3H11L12 2V0H8ZM11 1V2H10ZM32 1V2H31ZM42 3H41V2ZM57 1V2H56ZM56 1H52V0H24V2H25V5H23V0L21 1V4H22V6L25 8H23V10H22V8H20L21 7V4L19 5V7H17V9L19 8V10H17L16 9V6L17 5H11V6H7V7H4L5 6V4H4V6L2 5V8H3V10L5 9V8H8V9H6L7 11L6 12H8V13H10L11 12V15L13 16V14H14V18L12 17V16H9L10 14H7L6 12H0V13H2L3 14V16H5L4 18H10V17H12V19L14 20V19H16L15 17H16V15L18 16V14H20V17L18 16V19H19V21L18 20H15V23H13V21H12V19L10 20V19H8L9 20V23H8V21H6V19L4 20L5 22H7V23H4V24H6V25H8V24H10V22H11V27H9V26H6V25H3V21H1V20H3L4 18H2L1 19V16H2V14H0V21H1V25L2 26H6V29L7 30H4L3 28H2V26L0 25V29L2 30H0V38L1 37H3L2 39H0V43L2 44V46L4 45V46H6V43L8 42V41H5L4 39L6 38V40L8 39H12L13 40V44H15L16 42H18L19 44L22 42V41H19V40H16L15 39V37L17 38L18 37V39L19 38H21L22 37V39H23V32L24 31H26V30H28L27 31V36L29 37V34H30V36L33 34V35H37L38 34V36L40 35V36H42V37H44L43 38V40H46V38L48 39V32H47V28H49V26H50V28H51V26H52V28H51V30L49 29V34L51 35V34H53L54 32H55V35L57 36V34H58V39H56V40H59V42H62L61 43V45L62 46H59L60 48L61 47H64L63 48V50L66 48V49H68L69 47H68V42L67 41H69V40H66V41H64V39H63V41H62V39L61 38H63V37H65V36H63L62 34H63V32H66V30H69V32L71 33L72 31H70L71 29H69V28H67L66 29V25L68 24V22H70L69 20H71V23H73L72 21H75L74 23H76V22H78L80 19H81V17L82 16H80V19H79V15L80 14H83V18H85L84 17V14H87V13H93V11L97 14H94V15H96V19L94 18V20H96V21H94V23H92L91 25H93L94 24V27L93 26H91L90 27V30H91V28H92V30H91V32L90 33H92V36L94 37V38H96L97 36H98V39H97V41H96V44H92L91 42L92 41H95L96 39H93V40H91V41H89L87 38V41L86 42H84V43H82V41H81V39L79 40V41H81L80 43H82V44H80V45H83L82 46V51L80 52V49H78V47H75L76 45L74 44V43H72V42H75V41H73V40H71L72 42L70 43V44H73V46L71 45V47H70V49H69V51H71L72 49H73V51H72V53L71 54H73V52L75 53L74 54V56H72L71 58L70 57H68L67 56V54L68 53H70V52H68V53H66V54H63V55H65V57H63V58H60L61 57V55L58 57L56 54L54 55V57H52L51 56V58H53V60H50L49 61V59H48V57H49V55H47L48 53L46 52V54L44 53L43 55H44V60L42 59V58H40L39 56H38V54L37 53H40L41 52V50L39 49V48H43V47H41L40 46V44H38V43H36V41H35V43L36 44H33V46H32V48L33 49H36L35 50V52H34V58H33V56H32V54L31 53H33V49H32V52H30L29 51V54H25V57H23L24 55H22V57H21V55L19 56V54L17 53V51L16 50H18L19 48H17L16 50L14 49L15 47H11V48H13V50L14 51H16V54H18V56L16 57V58H18V60L20 61L19 63H18V60L16 61L18 64H20L21 63V61L22 60H20L21 58L23 59V58H27V59H31L32 61L33 60H35V62H36V59L39 61V63L43 66L42 68H44L43 69V71H40V73L39 74H37V78H39L40 77V75H41V72H43L44 74L42 75L43 77H45V75H46V77H49L50 79H51V77H50V75H52L51 74V71L53 72V68H52V70L50 71V73H49V71H47V67H50L49 65H50V63L49 62H52V61H55V59H56V61L54 62V64H56V67H57V69H58V67H59V69H60V67L62 68L61 70V72H62V75L64 74V72L67 70V72L68 71H70V72H68V73H66L65 72V76L68 74L69 75V73H70V75H71V77H72V80H73V83H74V85L73 84H71L70 82V85H72L71 87H72V89L70 88V85H65V83L67 84V82L70 80V78H69V76L67 75V77H68V79H67V81L63 84V81L64 80H59V83H57V81H53L54 83H56L57 85H55L54 84V86H55V89H56V86H62L61 84H60V82L62 81V84L65 86V87H67V86H69V90H67V91H70V90H73V88H75V90H78V83H77V85H75V80H77L76 78H75V76H74V78H75V80L73 79V75H77L76 73L77 72H79L80 71V69H82L83 67H85V63H87V62H85V58H84V56H82V55H85V54H89L90 55V53L91 52H93V50H94V52L93 53H95V55H94V58L96 59L97 57V59L96 60H94V58L92 59L91 58V60H94V62L92 63V61L90 62V63H92V65L90 66V67H92L93 69H92V71H90V68L89 69H87V71H88V73H89V77H90V79L91 80H87V82H86V80L84 79V77L83 78H81L79 75H77V77L79 76V80H77L78 82L80 81V82H82L83 81V79H84V81L88 84L89 82H93V77H94V80H95V82H93V86H95V89H96V92H97V94L100 96V95H104L106 92L108 93V94H105L106 96L107 95H109L110 93L109 92H113L114 90H112V88H113V86L115 87V84L117 85V83H119V80H120V82L122 81L120 78H128V77H126V75L125 76H123V75H121L123 72H122V65H123V67H125V68H123V71H124V69L125 70H129V71H125L126 73H127V75L128 74H130V76L129 77H134V78H136L137 76V73H138V71L136 70V69H139V68H134L133 69V67L134 66H136V65H134L135 63L137 64H141V62L140 61H142V60H140L139 58L142 56L143 57V55H141V54H147L148 52H149V50H151L153 47L154 48H156L155 50H157L158 51V53H161V54H158V56H161L160 58H159V62L161 63V60L162 59H164V57H162L163 55L166 57L165 59H167V56H168V59L166 60V61H168L169 62V60L170 59H172L174 56H176L178 53V51H180L179 50V47H180V45L182 46V49L184 48L185 49V46H188L186 49L189 51V50H193L194 51V53L193 52H191V53H193L194 54V56H193V54L191 55H189L190 56V58H195L196 60L197 59H199V61H198V63L196 62V60L195 59H192V60H190V58H189V65H191L192 63H190V61H192L193 62V64H194V62H196V64L197 65H195V67L197 68L198 67V65H199V68H198V70L194 67V65L192 64L191 65V67L188 65L187 66V68L189 67V69H187L186 68V72L188 73V71H189V77H191V79L189 78V80H191L190 82H191V87H195V89L197 88V87H199V86H202V88H200V90L201 89H204L202 92H200V90L198 89L197 91L195 90V89H193V93L196 91V92H200L201 93V95L200 94H198V95H200V96H202V94L205 92L206 93V89L209 87L210 88V91H209V88H208V91H207V93L209 94V92L211 93H213V94H217V92L216 91H214V89H215V87H217V86H215V83L214 84H212L213 82L212 81H210V82H212V83H210V85H209V82L207 83V78H205V77H208L209 76V73L211 74V77H214V78H216L215 76H213L214 75V73H212V72H214V71H216L215 69H213V71H211L210 69H211V67H213V64H214V58L216 59V64L218 63V64H220L219 66L220 67H223V66H226V72H224V68L223 69H221V68H219V66H216V64H215V66L219 69L218 71L219 72H217L216 73V76L218 75V77H219V80H221L222 79V81H223V79L225 80L226 78L228 79H226L227 81L225 82V83H222L221 81L219 82V81H217V82H219L221 85H219L218 83H216V85L218 84V86H221V88H217L216 90L217 91H219L220 93H225L227 90H229L230 91V93H228V91H227V93H225L224 95H226L227 94V96H228V98H227V96H224L223 94H220L219 92H218V95H220L221 96V98H220V96L218 97V95H214V97H212L213 95H210L212 98H210V96L208 95V97L211 99V101H210V103H212V104H209V103H207L208 102V100L207 101H205L206 99H207V97L204 95V98H205V100H203L202 101V99L201 98H203V97H201V98H198V99H201L200 100V102L202 101V106L204 105L203 103H207V106L204 108V110L203 109H201V111H200V113L201 114H203L202 116H203V118H202V116H201V118L200 117H198V115L196 116L195 115V117L197 118L196 119V121L194 120L195 119V117H194V119H193V115H194V113H192V117H190L189 116V114H188V117H186V118H181L180 120H182V121H184V119H186V120H188L187 118H192L191 120H192V123H191V121H190V124L189 123H187V122H185L184 121V124L186 123V124H188V125H191V127L190 128H192V126H193V128H192V130H195V127L197 126H199V128L201 127V128H203V129H205L206 127H207V133L209 134V133H211V134H209L211 137L209 138V135L207 134V138H209L210 139V141L209 140H207V141H209V143L211 144V146L212 147H214L215 146V144H216V146L215 147H217V144L218 143H220L221 144V146L222 147H224V145H226V142H227V146L228 145H230L231 144V146H233V148L234 149H232V148H225V151H226V149H230V150H234V151H236V146L234 145V144H238V146L240 147V146H242V142H244L243 143V146L241 147V149L238 147L237 149L239 150H242V151H236V152H231V151H229L231 154H233L234 155V157H235V160L237 159V161H239V162H241L242 163V165H240L239 164V167H240V169L243 167V169H241L240 170V174L241 173H245V175H244V177H243V175L241 174V176H240V174L237 176V177H240L242 180H243V182H244V185H245V188H247L246 187V185H250V183H251V185H252V182H253V180H252V177H257V171H258V169L260 168V170H262L263 171V169H264V158L262 157L264 154V134H262V133H264V131L260 128V127H253L254 125L253 124H250V122H252V120H253V118H256L254 121H256L257 120V122H258V124H261L262 122H261V120L260 119H263L262 121H264V73H263V66H264V23H262L263 21H264V0H258L259 2H257L256 1V4H254V8H258V9H253L252 8V11H251V9H249V8H244V9H246L245 11H246V13L248 14L247 16L248 17H250V19L248 18V20H250L251 21V23H250V21H248V22H246L245 21V19L247 20V18H245V16H244V14H245V11H244V9H240V8H242V7H239L238 8V6H240V3H241V1L242 0H214V1H212V0H184V1H182V0H120L121 2H122V4L121 3H119L118 2V4L117 5H114V7H113V9L117 6L118 8L117 9H114V10H112L111 8L110 9H108L109 7H111V6H113V5H111V6H108L107 4H109L110 5V3H107L108 2V0L106 1V0H88L87 2H86V0H56ZM62 1V2H61ZM72 1V2H71ZM77 1V4L75 3ZM97 3H96V2ZM102 1V2H101ZM153 1V2H152ZM179 1V2H178ZM185 1H186V4H185ZM190 1H192V2H194V1H196L194 4H195V6L196 7H194L193 8V6H194V4L192 3V2H190ZM216 1H217V3H221L219 6H218V4L216 3ZM219 1V2H218ZM222 1V2H221ZM227 3L226 4V6H225V2ZM251 1V0H250ZM253 1V0H252ZM2 2H3V0H0V3L2 4ZM4 2H7V1H5L4 0ZM23 2V3H22ZM34 2H36V4L34 3ZM46 2V3H45ZM58 2H59V5L61 6L60 7V9L59 10H57L58 11V14H57V11H56V14H55V8L56 9H58L59 7H58ZM67 2V3H66ZM80 2V3H79ZM81 2H82V4H81ZM83 2H85V3H83ZM117 2V1H116ZM146 2V3H145ZM184 4H183V3ZM189 2V3H188ZM203 2V3H202ZM213 2V5L214 6H211V3ZM233 2V3H232ZM235 2H236V7H235ZM254 3H255V0L253 1ZM28 3V4H27ZM51 4L52 5V7L54 8H46L47 7V5L48 4ZM73 3V4H72ZM96 3V4H95ZM106 3V4H105ZM138 4V6H137V4ZM188 3V4H187ZM202 3V4H201ZM205 3V4H204ZM232 3V4H231ZM0 4V5H1ZM26 4H27V6H26ZM47 4V5H46ZM66 4V5H65ZM83 4H85V5H83ZM104 4V5H103ZM126 4V5H125ZM135 4H136V6H135ZM149 4V5H148ZM157 4V5H156ZM160 4V5H159ZM168 6H167V5ZM178 4V5H177ZM190 4L192 5V6H190ZM230 4H231V6L233 5L234 6V8H233V6L232 7H230ZM237 4H239V5H237ZM31 5V6H30ZM34 5V6H33ZM51 5H48V6H51ZM76 5V6H75ZM81 7H80V6ZM99 5V6H98ZM103 5V6H102ZM120 7H119V6ZM128 5H130V6H128ZM148 5V6H147ZM151 5V6H150ZM152 5H153V7H152ZM155 5V6H154ZM175 5V6H174ZM183 5V6H182ZM14 6H15V8H14ZM38 6V7H37ZM67 6H68V9H67ZM128 6V7H127ZM131 6H132V8H131ZM147 6V7H146ZM167 6V7H166ZM172 6V7H171ZM177 6V7H176ZM226 7L227 9H225L224 7ZM10 7V8H9ZM14 9H13V8ZM26 7H27V10H26ZM31 7V8H30ZM98 7H99V9H98ZM102 7H103V9H102ZM107 7V8H106ZM124 7H125V9H124ZM144 7H146V8H144ZM150 7V8H149ZM186 7V8H185ZM191 7V8H190ZM200 8V9H198V8ZM213 7H216V9L215 8H213ZM29 8L30 9H33V10H30V11H28L29 10ZM41 8V9H40ZM48 9L49 10V12L47 11V14L48 15H46V13H45V11H46V9ZM79 10H78V9ZM87 8H90L89 10L87 9ZM91 8H92V10L93 11H90L91 10ZM120 8V9H119ZM149 8V9H148ZM177 8H178V10H177ZM179 8H180V10H179ZM198 9V10H195V9ZM203 8V9H202ZM208 8V9H207ZM221 8L222 10H228V12L227 11H223V13L222 14H220L221 12H222V10H219V9ZM231 8V9H230ZM1 9V8H0ZM9 9H11V10H9ZM13 9V10H12ZM17 10L16 12H17V14H15L16 12H14V10ZM20 9H21V11H20ZM40 9V10H39ZM51 9H53L54 11H51ZM87 9V10H86ZM124 9V10H123ZM139 11H138V10ZM160 9V10H159ZM190 9H191V11H192V14H190ZM192 9H194V10H192ZM237 9L239 10L240 9V11H237ZM24 10L26 11L24 14H22L23 12H24ZM77 10V11H76ZM83 10H85V11H83ZM102 10H103V12H102ZM173 10V11H172ZM177 10V11H176ZM189 10V11H188ZM234 10H236V13H235V11ZM243 10V11H242ZM248 10L250 11V13L252 14L253 13V10H254V14H249V12H248ZM256 10V11H255ZM257 10H260V12L259 11H257ZM1 11H2V9H1ZM29 13H28V12ZM33 11V12H32ZM50 11H51V13L54 15H50ZM60 11V12H59ZM62 11V12H61ZM66 11V12H65ZM68 11V12H67ZM71 11V12H70ZM81 11V12H80ZM121 11V12H120ZM135 11H136V13H135ZM144 11H145V14H144ZM146 11L148 12V13H146ZM152 11H156V12H152ZM159 13H158V12ZM187 11V12H186ZM218 11V12H217ZM219 11H221V12H219ZM231 11V12H230ZM234 11V12H233ZM13 12V13H12ZM21 12V13H20ZM32 12V13H31ZM98 12V13H97ZM110 12V13H109ZM118 12V13H117ZM144 16V18L146 19H149V17L151 18V19H149V21L147 20V21H145V19L143 18V16L141 15L140 16V13ZM152 12V13H151ZM164 12V13H163ZM168 12V13H167ZM173 12V13H172ZM176 12V13H175ZM181 12V13H180ZM202 12V13H201ZM214 12H216V13H214ZM225 12H226V14H225ZM240 12V13H239ZM243 12V13H242ZM40 13V14H39ZM70 13V14H69ZM106 15H105V14ZM112 13H113V15H112ZM132 13V14H131ZM134 13H135V15H134ZM161 13V14H160ZM202 15H201V14ZM217 13H219V14H217ZM230 13V14H229ZM256 13H258V14H256ZM263 13V14H262ZM25 15V16H22V15ZM31 14V15H30ZM34 14H36V15H34ZM102 14V15H101ZM104 14V15H103ZM128 14H130V15H128ZM149 14V15H148ZM165 14H167V16L165 15ZM171 16H170V15ZM178 14H180V15H178ZM186 15V16H188V17H186V16H181V15ZM228 14V15H227ZM234 14V15H233ZM9 16V17H6V16ZM39 15V16H38ZM42 17H41V16ZM78 15V16H77ZM117 15V16H116ZM120 15V16H119ZM134 15V17H132ZM137 15H139L140 17H138ZM163 15V16H162ZM222 15H223V17L225 16V19L224 18H222ZM236 15V16H235ZM240 15H242L241 17H240ZM253 17V18H251V16ZM40 17V19L39 20H37V18L36 17ZM50 16V17H49ZM57 16V17H56ZM65 16V17H64ZM73 16H75V17H73ZM88 16V15H87ZM103 16V17H102ZM116 16V17H115ZM165 16H166V18H165ZM243 16H244V19H243ZM258 16H259V18H258ZM261 16V17H260ZM23 17V18H22ZM24 17H26V18H28V20H26L27 22H28V24H27V22H24ZM30 17H34V18H36V22H34L35 20L34 19H32V18H30ZM45 17H46V19H45ZM51 18L52 17V20L53 21H48L49 19L48 18ZM78 17V18H77ZM120 17V18H119ZM130 17V18H129ZM156 17V18H155ZM187 19H186V18ZM197 17H200V19L199 18H197ZM230 19H229V18ZM232 17H233V19H232ZM255 17V18H254ZM21 18V19H20ZM29 18L32 20H29ZM60 18H61V21H63V22H65V24L62 22V24L60 25L59 23H61L60 22ZM74 18V19H73ZM112 18V19H111ZM126 20H125V19ZM127 18H129V19H127ZM139 18H141L142 20H141V22L144 24V26H143V24L140 22V19ZM182 18H183V20H182ZM193 18V19H192ZM196 18V19H195ZM260 18H262V19H260ZM22 19H23V21H22ZM48 19V20H47ZM105 19V20H104ZM106 19H111V21L109 22V20H106ZM119 19V20H118ZM137 19H139V20H137ZM143 19H144V22H143ZM157 19H160V20H157ZM170 19V20H169ZM189 19V21H187ZM190 19H191V21H190ZM214 19V20H213ZM230 21H229V20ZM237 19V20H236ZM240 19V20H239ZM243 19V20H242ZM252 19H255L256 20V22H255V20H253L252 21ZM44 20H46V21H44ZM54 20H56L55 22H54ZM103 20V21H102ZM121 20H123V23H124V25H126V27L125 26H123V23L121 22ZM135 20V21H134ZM155 20H157V21H155ZM163 20V21H162ZM169 20V21H168ZM173 20V21H172ZM186 20V21H185ZM195 21V23L193 24V22ZM198 20H200L201 22H199ZM222 20H223V22H222ZM225 20V21H224ZM234 20H236L235 22H234ZM259 20V21H258ZM38 21H39V24H41V28H43L42 30L40 29V25L38 24ZM58 21V22H57ZM81 21H82V19H81ZM100 21V22H99ZM118 21L120 22L119 24H117L118 23ZM133 21H134V24H133ZM136 21H138L137 22V24L135 23ZM154 23H153V22ZM161 21H162V23H164V24H162L161 23ZM180 21V22H179ZM191 22V24H189V23H185V22ZM237 21H239V23H237ZM50 22H51V25H50ZM57 22V23H56ZM66 22H67V24H66ZM90 22V21H89ZM89 22L87 23V27H88V25H89ZM101 22H104L103 24L101 23ZM108 22V23H107ZM146 22V23H145ZM155 22L158 24H156L155 25ZM184 22V23H183ZM199 22V23H198ZM226 22L228 23V24H226ZM232 22H234L233 23V25L234 26H232ZM242 22V23H241ZM244 22H245V24H244ZM252 22H253V24H252ZM258 22V23H257ZM16 23H18V24H16ZM27 24L26 26H28V27H25L26 29H24V28H22V27H24L23 25L24 24ZM37 24V25H33V24ZM96 23V24H95ZM100 23V24H99ZM106 23V24H105ZM110 23H111V25H110ZM122 23V24H121ZM141 23V24H140ZM153 23V24H152ZM210 23V24H209ZM225 25H224V24ZM237 23V24H236ZM260 23V24H259ZM22 24V25H21ZM53 24V25H52ZM77 24V23H76ZM79 24V23H78ZM113 24H114V26H113ZM141 26H140V25ZM165 24H167L166 26H165ZM169 24V25H168ZM173 24V25H172ZM196 24V25H195ZM231 24V25H230ZM240 24H241V26H243V27H240L241 28V30H239V26H240ZM244 24V25H243ZM248 24V25H247ZM13 25H15L14 27H13ZM16 25H18L17 27H16ZM43 25V26H42ZM59 25H60V27H59ZM65 25V26H64ZM99 27V29H98V27ZM116 25V26H115ZM136 25H138V26H136ZM160 25V26H159ZM184 25V26H183ZM196 27H195V26ZM199 25V26H198ZM202 25V26H201ZM219 25V26H218ZM224 25V26H223ZM237 25V27H235ZM239 25V26H238ZM246 25V26H245ZM255 25V26H254ZM258 25V26H257ZM260 25V26H259ZM31 26H32V28H31ZM39 27V29L37 28V27ZM64 26V27H63ZM68 26H70V23H69V25ZM97 27V29H95L96 27ZM106 26V27H105ZM117 26H120V27H118L117 28ZM129 26V27H128ZM136 26V27H135ZM140 26V27H139ZM214 26V27H213ZM217 26V27H216ZM253 26V27H252ZM7 27H9V28H7ZM18 27H20V28H22V29H24L23 31H21ZM30 27V28H29ZM59 27V28H58ZM86 27V28H87ZM108 27V28H107ZM123 27V28H122ZM128 27V28H127ZM131 27V28H130ZM138 27V29H139V31L137 32V28ZM167 27V28H166ZM170 27V28H169ZM175 27V28H174ZM178 29H177V28ZM233 29H232V28ZM246 27H248V29L246 28ZM251 27V28H250ZM10 28H12V29H10ZM13 28H14V30H13ZM63 30H65V31H62V29ZM106 28V29H105ZM120 28V29H119ZM134 28H135V30L136 31H134ZM143 30H142V29ZM148 28V29H147ZM172 28H174V29H172ZM186 28V29H185ZM197 28H199V29H197ZM210 28V29H209ZM213 30H212V29ZM221 28V29H220ZM222 28H224V29H222ZM230 28V30L228 31L227 29H229ZM261 28V29H260ZM59 29H60V31L61 32H59ZM95 29V31H93ZM102 29V30H101ZM109 29V30H108ZM130 31H129V30ZM145 29H147L146 31H147V33H146V31H145ZM165 29V30H164ZM168 29V30H167ZM189 29V30H188ZM207 29V30H206ZM220 30V33H221V31L222 30H224V31H222L223 33H221V34H219L218 32H219V30ZM235 29V30H234ZM237 29V30H236ZM247 29V30H246ZM252 29V30H251ZM10 30V31H9ZM17 30V31H16ZM43 30H44V32H43ZM55 30V31H54ZM112 30H114V31H112ZM116 30V31H115ZM126 30H128V31H126ZM142 30V31H141ZM164 30V31H163ZM170 30V31H169ZM178 30V31H177ZM187 30V31H186ZM199 30V31H198ZM233 30V31H232ZM5 31H7V32H4ZM21 31V34H19V32ZM29 31H31V32H29ZM54 31V32H53ZM87 31V30H86ZM86 31L84 30V32H85V34L84 33H82L83 35H87V34H89V31H88V33L86 34ZM98 31V32H97ZM126 33H125V32ZM141 31V32H140ZM167 31V32H166ZM227 33H226V32ZM232 33H231V32ZM236 31V32H235ZM247 31V32H246ZM2 32V33H1ZM12 32H14V33H12ZM47 32V33H46ZM69 32H67V33H64V35H66V39H67V37L69 36V35H67V34H69ZM118 32H120V33H118ZM124 32V33H123ZM137 32V33H136ZM140 32V33H139ZM143 32H145V33H143ZM150 32V33H149ZM188 32H191L190 33V35H189V33ZM197 32H198V34H197ZM214 32V33H213ZM254 32V33H253ZM57 33V34H56ZM79 33V32H78ZM117 33V34H116ZM131 33V34H130ZM137 35H136V34ZM166 33V34H165ZM216 33V34H215ZM230 33H231V35H230ZM245 33V34H244ZM247 33V34H246ZM248 33H250V34H248ZM4 34V35H3ZM16 34V35H15ZM19 34V35H18ZM99 34V35H98ZM125 34V35H124ZM164 34V35H163ZM188 34V35H187ZM195 34H196V36H195ZM226 34V35H225ZM239 34V35H238ZM260 36H259V35ZM262 34V35H261ZM7 35V36H6ZM22 35V36H21ZM33 35H32V37H33ZM54 35V36H55ZM72 34H70V36H71ZM78 35H80V33L78 34ZM82 35V36H83ZM90 35V34H89ZM95 35H97L96 37H95ZM101 35V36H100ZM119 35V36H118ZM121 35V36H120ZM122 35L124 36V38L122 37ZM143 35V36H142ZM145 35V36H144ZM185 35H187L186 37H185ZM230 35V37L228 38H226V37H224V36H229ZM235 35V36H234ZM247 35V36H246ZM250 35H251V37H250ZM253 35V36H252ZM14 36V37H13ZM69 36V37H70ZM88 36V35H87ZM126 36V37H125ZM127 36H128V38H129V36L130 37H134V36H137L136 38L134 37L133 39L132 38H130L129 40L130 41H127ZM149 36V37H148ZM163 36V37H162ZM173 36H174V38H173ZM177 36H180L179 38L177 37ZM182 36V37H181ZM183 36H184V38H183ZM239 36H241V37H239ZM243 36H245V37H243ZM262 36V37H261ZM51 37V36H50ZM53 37V36H52ZM51 37V38H52ZM56 37V38H57ZM93 37H91V39L93 38ZM104 37H105V39H104ZM145 37H148V39L147 38H145ZM172 38V39H170V38ZM188 37V38H187ZM192 37V38H191ZM236 37V38H235ZM243 37V38H242ZM251 39H250V38ZM34 38V37H33ZM32 38V39H33ZM36 38H38V39H40L41 37H37L36 36ZM35 38V39H36ZM51 38L49 39V40H51ZM72 38V37H71ZM78 38V37H77ZM79 38H80V36H79ZM78 38V39H79ZM82 38V37H81ZM126 38V39H125ZM139 38V39H138ZM140 38H144L143 40L141 39L140 40ZM163 38L165 39V40H163ZM168 38H169V41H168ZM186 38V39H185ZM242 38V39H241ZM261 40H260V39ZM16 41H15V40ZM29 39H31L30 37H29ZM28 39V40H29ZM42 39V38H41ZM101 39H102V41H101ZM116 39V40H115ZM122 39H124V40H122ZM159 39V40H158ZM162 39V40H161ZM187 39H189V41H187ZM196 41H195V40ZM224 39V40H223ZM227 39V40H226ZM232 39H233V42H232ZM239 41H237V40ZM1 40H4V42L3 41H1ZM82 40H83V38H82ZM104 40H106V41H104ZM112 40H114V42L112 41ZM120 40V41H119ZM136 40V41H135ZM148 40H150V41H148ZM167 40V41H166ZM177 40H180V42L178 43L177 42ZM229 40H230V42H229ZM237 42H236V41ZM243 42V43H241V41ZM252 40V41H251ZM254 40V41H253ZM257 40H259V41H257ZM263 40V41H262ZM11 41V40H10ZM8 42V43H11L12 44V41L11 42ZM32 41V40H31ZM40 41V40H39ZM48 41V40H47ZM52 41H54V44H56L55 43V38H54V40H52ZM79 41H76L75 43H77V42H79ZM85 41V40H84ZM99 41H101V42H103L102 44H101V42H99ZM126 41V42H125ZM133 41H135V43L133 42ZM152 41L154 42V43H152ZM162 41V42H161ZM182 41V42H181ZM199 41V42H198ZM245 41H247V43L245 42ZM33 43H34V41H32ZM38 42V41H37ZM87 42H89V44L87 43ZM105 42H107V43H105ZM111 42H113V43H111ZM123 42V43H122ZM137 42H139V44H142V45H140L139 46V44L137 43ZM164 42V43H163ZM175 42V43H174ZM188 42V44L189 43H191V45H186V43ZM220 42H221V46H220ZM236 42V43H235ZM246 44H245V43ZM253 42V43H252ZM8 43H7V45H8ZM23 43V42H22ZM22 43H21V45H22ZM46 43V42H45ZM49 43V42H48ZM57 43H58V41H57ZM90 43L93 45V46H91L90 45ZM98 43V44H97ZM110 43H111V45H110ZM119 43V45H118V47H117V44ZM127 43V44H126ZM134 43V44H133ZM168 43V44H167ZM177 43V45H176V49H175V45H173V44H176ZM182 43V44H181ZM224 43V44H223ZM233 43V44H232ZM255 43V44H254ZM257 43V44H256ZM261 43H263L262 44V46H260L261 45ZM11 44H9V45H11ZM12 44V45H13ZM42 44V43H41ZM44 44V43H43ZM50 44H51V41H50V43H49V45H47L46 47H47V50H49L50 49V51L52 50L51 49V46H50ZM53 44V43H52ZM79 44L77 43V45L79 46ZM107 44V45H106ZM148 46H147V45ZM193 44H194V46H193ZM200 44H202V45H200ZM224 46H223V45ZM235 45V47L233 48V46L232 45ZM236 44H238V45H241V46H237ZM252 44V45H251ZM253 44H254V46H253ZM9 45L7 46L8 47V49L10 48L9 47ZM16 45H17V43H16ZM23 45H24V43H23ZM37 45H39V47L37 46ZM45 45V44H44ZM43 45V46H44ZM58 45H60V44H58ZM158 45V46H157ZM161 45V46H160ZM215 45V46H214ZM1 46V45H0ZM2 46H1V50H0V53H3V48H2ZM14 46V45H13ZM48 46H50V47H48ZM56 46V45H55ZM85 46H87V47H85ZM88 46H91V47H89L88 48ZM94 46H96L95 47V49H94ZM101 46H103V47H101ZM112 46V47H111ZM144 46H145V48H144ZM153 46V47H152ZM156 46V47H155ZM189 46H191V47H193V49H191V47H189ZM197 47L198 48V50H197V48H194V47ZM203 46V47H202ZM246 48H245V47ZM253 46V47H252ZM18 47H19V45H18ZM37 47V48H36ZM46 47H44V49L42 50V52L41 53H43L44 51H45V49H46ZM58 47V46H57ZM56 47V48H57ZM101 47V48H100ZM109 48V49H106V48ZM118 49H117V48ZM140 47H142V49L140 48ZM178 47V48H177ZM222 47H226V49L227 50H229V52L231 53V52H233L231 55H230V53H228L229 54V56L227 55V50H225V48L223 49ZM250 47V48H249ZM258 47V48H257ZM261 47V48H260ZM263 47V48H262ZM6 48V47H5ZM5 48H4V50H5ZM27 48V47H26ZM31 48V47H30ZM30 48H29V50H30ZM53 48V47H52ZM55 48V49H56ZM60 48H57L58 49V51L57 50H55V51H57V52H61V54L63 53V52H65L66 51V49L62 52V51H60L61 49ZM99 48V49H98ZM105 48V49H104ZM120 48V49H119ZM168 50H167V49ZM173 50H172V49ZM202 48V49H201ZM214 48V49H213ZM221 50V51H219V49ZM229 48V49H228ZM237 48V49H236ZM238 48H240L241 50H239ZM245 48V49H244ZM255 48V49H254ZM257 48V49H256ZM260 48V49H259ZM7 49V48H6ZM7 49V50H8ZM24 50H23V53H24V51H26L27 52V50H25V48H23ZM60 49V50H59ZM91 49V50H90ZM105 50V51H103L102 52V50ZM112 49H114V50H112ZM122 49V50H121ZM142 51H141V50ZM165 49H166V51H165ZM183 49V50H184ZM185 49V50H186ZM205 49V50H204ZM247 49V50H246ZM7 50H6V52H7ZM11 49H9L8 51H10ZM12 50V51H13ZM119 52H118V51ZM131 50H133V51H131ZM140 51V53H138L139 51ZM147 50V51H146ZM161 50H163V51H161ZM176 50H177V52H176ZM186 50V51H187ZM199 51L200 53H199V57H198V53H197V51ZM201 50H203V52L201 51ZM227 51L226 52V58L224 57V60L226 61H224L223 60V57L222 58H220L221 56H223V54H222V52L223 51ZM237 50V51H236ZM255 50V51H254ZM258 50H260L259 52H257ZM262 50V51H261ZM2 51V52H1ZM12 51H10V52H12ZM13 51V52H14ZM20 51V50H19ZM55 51H54V53H55ZM68 51V50H67ZM83 51L84 52H86V53H83ZM89 51H91V52H89ZM100 53H98V52ZM113 51V52H112ZM126 51H129V52H126ZM136 51V52H135ZM144 51H146L147 53H145ZM168 51H171V52H168ZM173 51L176 53V54H174L173 53ZM182 51V50H181ZM206 51V53L205 54H207V56H208V54H209V56H210V54L211 53H214V58L212 59L211 57H212V55H211V57H209V59H210V64H211V62H213V64H212V66H210L209 64H207V63H209V61H207L208 60V58H207V56H206V58H207V60L206 59H203L204 58V56H205V54L203 55V53ZM224 51V52H225ZM238 51H240L241 52V54H240V52L238 53ZM252 51H254V53H255V55L253 54V52ZM5 52V51H4ZM21 52V54H22V50L20 51ZM53 52V51H52ZM115 52L117 53V55L115 54ZM123 52H126V53H123ZM130 52H132V53H130ZM134 52V53H133ZM144 52V53H143ZM164 52V53H163ZM209 52V53H208ZM220 53L221 54V56H219L220 54H218V56H217V54L216 53ZM244 52V53H243ZM251 52H252V54L254 55H252L251 54ZM36 53V54H35ZM83 53V54H82ZM104 53V54H103ZM107 53V54H106ZM120 53V54H119ZM129 54V56H128V54ZM168 53H171V55H169ZM172 53H173V55H172ZM202 53V54H201ZM260 53V54H259ZM92 54V53H91ZM108 54L109 55H111V56H108ZM114 54H115V56L116 57H114ZM136 54V55H135ZM163 54V55H162ZM215 54H216V56L218 57H216L215 56ZM240 54V56H238ZM243 54V55H242ZM244 54H246V57H245V55ZM9 55H12V53L10 54L9 53ZM13 55H15V53L13 54ZM42 55V56H43ZM50 55H52V54H50ZM58 55H59V53H58ZM75 55H76V58H75ZM88 55V56H89ZM97 55V56H96ZM102 55V56H101ZM140 55V56H139ZM145 55H144V57H145ZM167 55V56H166ZM197 55V57L198 58H196L195 56ZM225 55V54H224ZM233 55V56H232ZM242 55V56H241ZM260 55H262L261 57H260ZM2 56V55H1ZM6 55H5V53H4V57H5ZM48 56V57H47ZM86 56V55H85ZM96 56V57H95ZM103 56H105L104 58H103ZM131 56V57H130ZM136 56V57H135ZM137 56L139 57V58H137ZM170 56L172 57V58H170ZM192 56V57H191ZM231 56V57H230ZM237 56V57H236ZM259 56V57H258ZM4 57H2V59L4 58ZM9 57H12V56H9ZM19 57H20V59H19ZM46 57H47V59H46ZM57 57V58H56ZM90 57H92V55L91 56H89V58ZM102 57V58H101ZM111 57H112V59H111ZM114 57V58H113ZM122 59H125V62L123 61L122 62V60H121V58ZM141 57V58H142ZM200 57H202V59H200ZM240 57V58H239ZM242 57V58H241ZM248 57V58H247ZM250 57L252 58V60H255V61H252L251 59H250ZM263 57V58H262ZM7 58V57H6ZM72 58H74V59H72ZM84 58V59H83ZM87 58V57H86ZM88 58V59H89ZM100 58V59H99ZM105 58H107V59H105ZM108 58H110L111 60H109L108 61ZM115 58H117L118 59V61H119V59L121 60L120 62H118V64H116V63H114L113 64V62H115L116 60H114ZM127 58V59H126ZM134 58V59H133ZM170 58V59H169ZM178 58H179V56H178ZM233 58V59H232ZM235 58V59H234ZM12 59H14V57H12ZM62 59V60H61ZM64 59V60H63ZM70 59V60H69ZM88 59H86V60H88ZM164 59V60H165ZM236 59H239V60H237L236 62L234 61V60H236ZM248 59V60H247ZM257 59H259V60H257ZM8 60L10 61V59L8 58ZM45 60H47V61H45ZM59 60V61H58ZM66 60V61H65ZM75 60H78V61H75ZM80 60V61H79ZM127 60V61H126ZM140 60V61H139ZM173 60V59H172ZM172 60H170V62L172 61ZM195 60V61H194ZM204 60H206V61H204ZM4 61V60H3ZM7 61V60H6ZM9 61H8V64H9ZM24 61V60H23ZM28 61V60H27ZM27 61H25L26 63H27ZM30 61V60H29ZM65 61V62H64ZM69 61V62H68ZM73 61V64L75 65V66H72L73 64H71L70 65V63ZM75 61V62H74ZM104 61V62H103ZM107 61V62H106ZM111 61V62H110ZM138 61V62H137ZM163 61V60H162ZM235 63H234V62ZM240 61V62H239ZM248 61V62H247ZM252 61V62H251ZM259 61V62H258ZM2 62V61H1ZM14 62V61H13ZM25 62H23V63H25ZM76 62L78 63V64H76ZM85 62V63H84ZM89 62V61H88ZM97 62H99V64H97ZM123 64H122V63ZM164 62V61H163ZM200 62V63H199ZM202 62V63H201ZM206 64H205V63ZM242 62V63H241ZM247 62V63H246ZM258 62V63H257ZM7 63V62H6ZM6 63H5V61L4 62H2V65L3 64H5L6 65ZM17 63H15L17 66H20V65H22V64H20V65H18ZM30 63V65H32L31 64V61L29 62ZM34 63V62H33ZM53 63V62H52ZM81 63H83V64H85L84 66L83 65H81L82 66V68H80L81 66H80V64ZM97 65V67H96V65ZM102 65H101V64ZM105 63H107V64H105ZM158 62L156 61V63L154 64V65H156L155 67H159L160 66V63L159 64H157ZM204 63V64H203ZM227 63V64H226ZM231 65H230V64ZM251 63V64H250ZM12 64V63H11ZM10 64V65H11ZM57 64H58V66H57ZM60 64H61V66H60ZM89 64V63H88ZM108 64H110L112 67H113V69L111 70V68H110V70H108V68L110 67ZM120 64H121V66H120ZM140 64L138 65V66H140ZM241 64H243L242 66L244 67V68H242V66L240 67V65ZM259 65V67L257 66V65ZM263 64V65H262ZM15 65V66H16ZM25 65V64H24ZM27 65V64H26ZM35 65H37L36 63H35ZM39 65V64H38ZM38 65H37V67H38ZM53 65V64H52ZM68 65V66H67ZM78 66V68H77V66ZM120 66V67H118V66ZM125 65V66H124ZM131 65V66H130ZM133 65V66H132ZM203 65V66H202ZM206 65V66H205ZM234 65H236V67L234 66ZM260 65H262L261 67V69L259 70V68H260ZM15 66H11V67H13L12 69H10L9 68V70L8 71H12L13 69H14V67ZM33 66V65H32ZM54 66V65H53ZM72 68H71V67ZM86 66H88V65H86ZM95 66V67H94ZM99 66H101V67H99ZM107 68H105V67ZM114 66H117L116 67V70L117 71H120V74L119 73H116V74H113V75H107V71L109 72V71H112L111 73H114L113 71H116V70H114ZM138 66H136V67H138ZM192 66H193V68H195L194 70L196 71V72H194V70H192L193 68H192ZM229 66H231L230 68H229ZM234 68H233V67ZM237 66L239 67V68H237ZM250 66H253L254 67V69H256L255 71L256 72H258V71H260V73H258L259 74V76L260 77H258L256 74L257 73H255V77H253V76H251L253 73H254V70H252L253 68L251 67V70L250 71H246V69L248 70V68H250ZM255 66H257L258 67V70H257V67H255ZM2 69H6V67H9V66H4V68H3V66H0ZM23 67V66H22ZM21 67V68H22ZM31 67V66H30ZM36 67V68H37ZM39 67H41L40 65H39ZM46 67V68H45ZM55 67V66H54ZM56 67L54 68L55 70L54 71H56L57 69H56ZM69 67V68H68ZM77 69H75V68ZM203 68V69H205V67H206V69L208 70L209 69V71H211V72H209V71H206V70H201L202 72H200V68ZM215 67V68H216ZM246 67H248V68H246ZM18 67H16L15 69H17ZM21 68H18V70L19 69H21ZM23 68H25V70H26V72L29 70V69H26V66L25 67H23ZM22 68V69H23ZM27 68H28V65H27ZM35 68V67H34ZM70 69V70H68V69ZM80 68V69H79ZM96 68H98L97 70H96ZM102 68H104V69H102ZM246 68V69H245ZM2 69H0V73H3V72H1V70ZM4 69V70H5ZM31 69H32V67H31ZM41 69V68H40ZM58 69V71H60ZM78 69H79V71H78ZM83 69H85V68H83ZM82 69V70H83ZM100 69H101V71H100ZM107 70L106 72H104V70ZM221 69V70H220ZM229 69H234L233 70V72H230V70ZM238 69V70H237ZM241 69V70H240ZM244 69V70H243ZM17 70V74H22L25 70L23 69V70H21L22 71V73H20L19 71ZM33 70H35V69H33ZM36 70H38V68L36 69ZM94 70H96L98 73V80H99V78H100V81L98 82V80H96L97 78V76H93L94 74H93V71ZM240 70V71H239ZM262 70V71H261ZM10 71V72H11ZM15 72H16V70H14ZM11 72V73H14L15 74V72ZM39 71V70H38ZM75 73H74V72ZM87 71H85V72H87ZM236 71H237V73H238V76H239V78L236 76L237 74H235L234 75V72L236 73ZM241 71H242V74H243V71H244V73H245V71L247 72L246 73V75L245 74H243V75H241L242 77H244V79L245 80H242V77L240 78V75H239V73H241ZM5 72V71H4ZM19 72V73H18ZM26 72H24L22 75V77H24V79L23 80H25V76H24V74L26 73ZM29 73V76L32 78L33 76H31V74L32 75H34L35 76V74H36V72L35 71H33L32 72V70L31 71H28ZM30 72H32V73H30ZM80 72H82V71H80ZM101 72V73H100ZM186 72H185V76L187 77V75H186ZM194 72V73H193ZM220 72H222V74H220ZM223 72L225 73V74H227L229 77H226L225 75H223ZM251 73V72H253L251 75H249V76H247V74H249V73ZM7 72H5L4 73V75L6 74ZM53 73H55V72H53ZM84 73V72H83ZM103 73V74H102ZM104 73H106V75L104 74ZM195 73H197V74H195ZM208 73V75L206 76V74ZM14 75V76H18L17 78L16 77H14L13 76V78L12 79H14L15 78V81H17V83L18 82H22L23 80L22 79H20L19 78V75ZM56 74H57V72H56ZM56 74H54V75H52V76H57ZM85 74V73H84ZM82 75V76H85V75ZM131 74L133 75L134 74V76H131ZM193 76H192V75ZM195 74V75H194ZM205 74V75H204ZM262 74H263V76H262ZM3 75V74H2ZM2 75H0L1 77H2ZM6 75H8V73L6 74ZM11 75V74H10ZM25 75H27V73L25 74ZM101 75H103V76H105L104 77V79H105V81H104V79H102V77L103 76H101ZM120 75V76H119ZM221 75H222V78L220 79V77H221ZM28 76V75H27ZM39 76V77H38ZM59 76H61V75H59L58 74V78H62V76L61 77H59ZM88 76V75H87ZM109 78H108V77ZM198 76V78L197 79H199L200 80V77H201V79H203V77H204V81H206L205 83H207V85H209L208 87H207V85H205L204 83H202L201 82V80H200V82H196L197 81V79H196V77ZM200 76V77H199ZM247 76V77H246ZM251 76V77H250ZM10 77H12V76H10ZM20 77H21V75H20ZM21 77V78H22ZM86 77V76H85ZM115 77H117V78H115ZM192 77H194L193 79H192ZM210 77V76H209ZM218 77H217V80H218ZM224 77H226V78H224ZM237 77V78H236ZM252 77L255 79V80H253L252 79ZM257 77V78H256ZM27 78H29V77H27ZM27 78H26V80L25 81H27ZM34 78V77H33ZM32 78V79H33ZM36 78V77H35ZM56 78V77H55ZM87 78V77H86ZM109 80H108V79ZM122 78V79H123ZM188 78V77H187ZM187 78H185V80L187 79ZM231 78V79H230ZM259 78V79H258ZM46 79V78H45ZM44 78H42V77H40L39 78V80H37V82L38 81H41L43 84H44V86L46 87V86H49L50 85V81L51 80H49V79H46L45 80ZM82 79V80H81ZM101 79H102V81H101ZM129 79V78H128ZM127 79V80H128ZM206 79V80H205ZM209 80H212V78H208ZM230 79V80H229ZM234 80V84L236 85V89H235V85H233L232 86V84L233 83H231L230 81H232L233 82V80ZM239 79V81L241 82H238L237 80ZM241 79V80H240ZM262 81H261V80ZM20 80V81H19ZM35 79H33V82L35 83V81H34ZM55 80H58V79H55ZM112 80H113V82H112ZM129 80H131V78L129 79ZM189 80L187 79V81L189 82ZM198 80V81H199ZM253 81V83H252V81ZM256 80H257V82H258V84H255V83H257L256 82ZM259 80H260V82H259ZM14 81V80H13ZM29 81V80H28ZM28 81H27V83H28ZM30 81H31V79H30ZM29 81V82H30ZM51 81V82H52ZM109 82V83H107V82ZM123 81H124V79H123ZM213 81H215L214 79H213ZM242 81L244 82V81H246V83L244 84L243 83V85H246V87H250V88H246V87H244L243 85H241L242 84ZM72 82V81H71ZM13 83V82H12ZM15 84V86L17 87L18 85H16L17 83L16 82H14ZM23 83V82H22ZM22 83L20 84V87L19 88H21V85H22ZM32 82H30V84H31ZM86 83H84L85 85H87ZM112 83V84H111ZM193 83H195L196 85H194ZM228 83V84H227ZM229 83L231 84V86L229 85ZM43 84H42V86H43ZM53 84V83H52ZM80 84V83H79ZM82 84H83V82H82ZM83 84V85H84ZM91 84V83H90ZM102 84V85H101ZM107 84V85H106ZM111 84V85H110ZM187 84H189L190 85V83H187ZM223 84L224 85H228L230 88H228V86H227V88H226V86H223ZM237 84H240L241 85V87L238 89V87L240 86V85H238L237 86ZM260 84H261V86H260ZM263 84V85H262ZM13 85V84H12ZM24 85H25V82H24V84H23V88H25L24 87ZM27 85H29V84H27ZM84 85V86H85ZM101 85V86H100ZM104 85V86H103ZM120 85V84H119ZM198 85V86H197ZM249 85V86H248ZM26 86V85H25ZM31 86H35L34 87V89L31 87ZM29 85V87H31L33 90H35V92L37 91L35 88L37 87V86H40L39 85V83H38V85H37V83H36V85L34 84H32V85ZM44 86H43V89L45 90V88H44ZM51 87H53L52 85H50ZM81 86V85H80ZM88 86H89V84H88ZM98 86H100V87H98ZM111 86V88H109ZM121 86H123V88L125 89V88H127V86H126V84L124 83V82H122V85ZM120 86V87H121ZM197 86V87H196ZM14 87V86H13ZM16 87H15V89H16ZM29 87H28V89H29ZM64 87V88H65ZM102 87V88H101ZM106 87H108L107 88V90H106ZM190 87V88H191ZM193 87V88H194ZM257 87V88H256ZM18 88V90H21V89H19ZM39 87H37V89H38ZM41 88L42 87H40V90L39 91H41V93L43 92V94H44V92L45 91H42L41 90ZM46 88H48V87H46ZM58 89L59 88H63V87H57ZM81 88H83L84 89V87H81ZM86 88V87H85ZM99 88H101V91L103 90V91H105V93L103 94V92H101V91H99ZM119 88V87H118ZM214 88V89H213ZM245 89V91H244V89ZM252 88V89H251ZM254 88V89H253ZM1 89V88H0ZM54 89V88H53ZM53 89L52 88H48V92H50V90H52L53 91ZM54 89V90H55ZM66 89V88H65ZM80 89V88H79ZM121 89V88H120ZM128 89V88H127ZM192 89V88H191ZM211 89H213V90H211ZM240 89H243L242 90V92L241 91H238V90H240ZM246 89H247V91H246ZM23 90H25V89H23ZM30 90V89H29ZM62 91L64 90V89H61ZM61 90H59V91H61ZM110 90V91H109ZM116 90V89H115ZM122 90V89H121ZM188 90L191 92V90L188 88ZM195 90V91H194ZM221 90L223 91V92H221ZM236 90V91H235ZM39 91H38V93H39ZM57 91V90H56ZM56 91H54V92H56ZM59 91H57L58 93H59ZM79 91V90H78ZM81 91V90H80ZM109 91V92H108ZM123 91V90H122ZM125 91H126V89H125ZM188 91V92H189ZM214 91V92H213ZM2 92V91H1ZM16 92V91H15ZM22 92V91H21ZM20 92V93H21ZM27 92V91H26ZM26 92H24V93H26ZM34 92V93H35ZM63 92H65V91H63ZM63 92H61V93H59L60 95L63 93ZM234 92H237V93H234ZM244 92V95L242 94ZM246 92V93H245ZM11 94L13 93V92H10ZM10 93H8L9 95H10ZM33 92H31V94L29 93L28 94V97L30 96V95H33L32 94ZM37 93V94H38ZM41 93H40V95H41ZM231 93H233V95L231 94ZM241 93V94H240ZM4 94H7V93H4ZM7 94V95H8ZM16 94V96L18 97V94H19V92L18 93H14V95ZM36 94V93H35ZM34 94V95H35ZM57 94V93H56ZM55 94V95H56ZM113 94V93H112ZM115 94V93H114ZM230 94V95H229ZM236 94V95H235ZM240 94V95H239ZM245 94H248V95H246L245 96ZM1 95V94H0ZM3 95V94H2ZM1 95V96H2ZM13 95V94H12ZM24 95V94H23ZM104 95V96H105ZM190 95H192V93L190 94ZM243 95V96H242ZM4 96V95H3ZM2 96V97H3ZM20 96H21V94H20ZM24 96H26V99H28L27 98V95H24ZM37 96H39V94L37 95ZM42 96V95H41ZM104 96H103V98L102 99H104ZM193 96V95H192ZM194 96H196V95H194ZM224 96V98L226 99V100H224L222 97ZM238 96H240V98L238 97ZM242 96V97H241ZM12 97H14V96H12ZM34 97V99H35V96H33ZM32 97V98H33ZM43 97H44V95H43ZM57 97V96H56ZM99 97V98H100ZM109 97V96H108ZM236 97V98H235ZM244 97V98H243ZM20 99H21V97H19ZM18 98V99H19ZM23 98V97H22ZM39 98V97H38ZM98 98V97H97ZM106 98V97H105ZM196 98V97H195ZM217 98V99H216ZM222 99L223 101H225L224 103L225 104H222V102L220 101V99ZM242 98H243V100H242ZM25 99V98H24ZM110 99H111V97H110ZM242 101H241V100ZM11 100H12V98H11ZM10 100V101H11ZM16 100V99H15ZM15 100H12V102L13 101H15ZM23 100V99H22ZM21 100V101H22ZM43 100V99H42ZM109 100V99H108ZM5 101V100H4ZM10 101H8V102H10ZM26 101V100H25ZM25 101H23V102H25ZM32 101V99L30 98V102ZM35 101H39V100H35ZM104 101H105V99H104ZM106 101H107V99H106ZM105 101V103H107ZM2 102V101H1ZM16 102V101H15ZM17 102H19V101H17ZM45 102V100H43V103ZM60 103H56V104H54L53 105V108L58 104L59 105V107H60V109H62L63 107H61V106H64V108L66 107L65 105H63V104H61V103H63L62 101H59ZM112 102V100H109V103H111ZM198 103V105L199 104H201V103ZM3 103H5V102H3ZM3 103H1V104H3ZM11 103V102H10ZM10 103H8V104H10ZM36 103V102H35ZM40 103H42V101H40ZM215 103V104H214ZM17 104H19L18 106H20V107H22L23 105H20L21 104V102H19V103H16V104H14L13 103V105H14V107H16L15 105H17ZM25 104H27L28 105V102L27 103H25ZM24 104V106L25 107H27L26 105ZM31 104H33L32 102H31ZM36 104H38L39 105V103H36ZM61 104V105H60ZM222 104V105H221ZM11 106H13L12 104H10ZM35 105V104H34ZM198 105H197V107H198ZM210 105V106H209ZM224 105L226 106L225 108H227V113H229V117H228V115L227 116H225L226 115V113H225V108H222V106L224 107ZM5 106H7V105H5ZM10 106V107H11ZM17 106V107H18ZM23 106V107H24ZM29 106V105H28ZM44 106V104L42 105V107ZM205 106V105H204ZM4 106H2V108H3ZM20 107H18V108H20ZM40 107H41V105H40ZM45 107H46V105H45ZM196 106H192L191 107V110L193 109L194 110V112H195V114H196ZM199 107H201L200 105H199ZM5 108V107H4ZM3 108V109H4ZM13 108V107H12ZM34 108L36 109V107L34 106ZM33 108V109H34ZM56 108H58V107H55L54 109L57 111V109ZM202 108V107H201ZM14 109V108H13ZM17 109V108H16ZM32 109V108H31ZM38 109H39V107H38ZM43 109V108H42ZM200 109V108H199ZM212 111V112H214V111H216L215 113H209V111ZM216 109V110H215ZM6 110V109H5ZM40 110V109H39ZM46 110V109H45ZM202 110H203V112H202ZM206 110H207V112H206ZM222 110V111H221ZM198 111V112H199ZM205 111V112H204ZM28 112V111H27ZM29 112H31L30 110H29ZM28 112V113H29ZM40 112V111H39ZM220 112H222V115L223 116H225V117H223V119L222 118H220ZM257 112V113H256ZM38 113V110H37V112H36V114ZM42 113H43V111H42ZM41 112H40V114H42ZM250 113V115H248ZM252 113H254V117H252ZM255 113H256V115H255ZM24 114H25V112H24ZM32 114V113H31ZM207 114V115H206ZM211 114V115H210ZM218 115L219 114V116H216V117H214L213 115ZM28 115H30V114H28ZM206 115V116H205ZM209 115H210V117H213L211 120H209L210 118H209ZM230 115H231V117L233 118V121L231 122V119L232 118H230ZM257 115H258V117H257ZM33 116H34V114H33ZM38 116V115H37ZM42 116V115H41ZM41 116H39V117H41ZM208 116V117H207ZM1 117H3V116H1ZM0 117V121H2L3 120V118H1ZM6 117V116H5ZM14 117V116H13ZM25 117L27 118V115L25 114ZM36 117V116H35ZM34 117V118H35ZM207 117V119L209 120H207V119H205ZM218 117V118H217ZM226 117H228L229 118V122H228V126L230 127V128H228V126L226 125V120H227V118ZM250 117H252V118H250ZM16 118V117H15ZM14 118V119H15ZM25 118V119H26ZM31 119H32V117H30ZM214 118H216V119H214ZM226 118V120H224ZM249 118H250V121H248L249 120ZM2 119V120H1ZM5 119V118H4ZM31 119H30V121H31ZM43 119V118H42ZM202 120V122L204 123L205 122V124H203L204 126H201V124H200V122H201V120ZM234 119L236 120V121H234ZM238 119V120H237ZM252 119V120H251ZM27 120H29V119H26V123L25 124H27ZM35 120V123H36V121H37V119H34ZM41 120V119H40ZM197 120L199 121V123L197 122ZM205 120H207V122L205 121ZM218 120L220 121V122H218ZM223 120H224V122H223ZM25 120H23V122H24ZM182 121H180V124L182 123ZM189 121V120H188ZM212 121H214V122H212ZM228 121V120H227ZM2 122H5V121H2ZM34 122V121H33ZM38 122V121H37ZM76 122V121H75ZM77 122H78V120H77ZM77 122L75 123V124H77ZM81 122V121H80ZM79 122V123H80ZM208 122H210V123H208ZM212 122V123H211ZM217 124H221L220 126L218 125V128L220 127V128H223V129H218L215 125H216V123ZM233 123L234 125L233 126H235L236 127V130H235V127H234V129H233V126L231 127V123ZM241 123V124H239V123ZM257 122H254V124L256 123V125H258L257 124ZM261 122V123H260ZM29 123V122H28ZM30 123H32V122H30ZM29 123V124H30ZM35 123H34V125H35ZM77 124V125H80V124ZM196 123H197V125H196ZM210 124V126L208 125V124ZM214 123V124H213ZM222 123H224L223 125L225 126L226 125V127H221L222 126ZM245 123V124H244ZM183 124V123H182ZM193 124V125H192ZM199 124V125H198ZM212 124V125H211ZM243 124V125H242ZM250 124V127L248 126ZM264 122L261 124V127L262 128H264ZM20 125H22V124H20ZM31 125V124H30ZM44 125V124H43ZM252 125V126H251ZM263 125V126H262ZM182 126V125H181ZM184 126L185 125H183L182 126V128H184ZM28 127H30V126H28ZM27 127V128H28ZM37 127V126H36ZM42 127V126H41ZM40 127V128H41ZM44 127V126H43ZM43 127H42V129H43ZM129 127V126H128ZM186 127H187V125H186ZM209 127V128H208ZM213 127H215L216 128V130H215V128H213ZM246 127H248V128H246ZM15 128V127H14ZM13 128V129H14ZM38 128H39V126H38ZM47 127L45 126L44 127V129H46ZM210 128H212L211 130H210ZM238 128V129H237ZM242 128H244V130H242ZM257 128H260L261 130H259V129H257ZM13 129L11 128V130L13 131ZM43 129V131L45 132V130ZM185 129H189L188 127L187 128H185ZM185 129H183V130H185ZM197 130H200V129H198V128H196ZM231 129H232V132H231ZM247 129H248V131H247ZM257 129V130H256ZM7 130H8V128H7ZM36 130V129H35ZM35 130H34V132H35ZM217 130H219V131H222L223 133H221V132H219V131H217ZM242 130V131H241ZM245 130H246V132H245ZM252 130V132H250ZM12 131H10L12 134L16 131L15 129H14V132H12ZM37 131V130H36ZM42 131V132H43ZM47 133H48V128H47ZM187 131V130H186ZM189 131H191V129H189L188 130V132ZM201 131H204V132H200V133H202L201 135L204 137V135L206 136V130H202L201 129ZM209 131H211V132H209ZM226 131H228V132H226ZM230 131V132H229ZM255 131H257L256 133H255ZM9 132V131H8ZM8 132L6 133L7 135H8ZM38 132V131H37ZM192 132H194V131H192ZM217 132V133H216ZM258 132H261V134L260 133H258ZM18 133V132H17ZM17 133H16V135H17ZM38 133H40V131L38 132ZM46 133V132H45ZM123 133V131L121 132V133H119V134H122ZM190 134H191V132H189ZM196 133V132H195ZM200 133H196V134H199L200 135ZM216 133V134H215ZM221 133V134H220ZM227 133H228V135H230L231 136V138H233V137H235V138H233V139H231L228 135H227ZM250 133H252L253 134V136L250 134ZM258 133V134H257ZM11 134V135H12ZM15 134V133H14ZM14 134L12 135V136H14ZM34 134V133H33ZM44 134V133H43ZM50 134V133H49ZM190 134H189V136L188 137H191V138H188L187 140H186V142H188V141H190V143L191 144H187V143H185L186 145H189L190 147H191V149H193L192 150V152H194L195 151V148H201V146H199V145H201V143L203 144L204 142H201V139L200 138H203V137H201V135L200 136H198V137H200L199 139H200V141L197 139V136H196V134H194V136L191 134V136H190ZM204 134V135H203ZM221 135V138H220V135ZM223 134H225L226 136H222ZM249 134L251 135V136H249ZM6 135V136H7ZM15 135V136H16ZM48 135V134H47ZM213 135V136H212ZM217 135H219V137H217L218 139L220 138L221 140H222V137H224L226 140H227V138H228V140H229V142H232L231 140H236V142L237 141H239V140H241V143H236L235 141H233V143H229L228 141H226V140H218L217 142H215V144L213 143V141L211 142V139H212V137H215V136H217ZM233 135V136H232ZM247 135H248V137H247ZM257 137H260V138H258V141H257V143H256V140H257V138H256V136ZM9 136V135H8ZM36 135H34V137H35ZM40 135H38V136H36L37 138L39 137ZM42 136V135H41ZM40 136V137H41ZM45 136H46V134H45ZM45 136H43V137H45ZM48 136H50V135H48ZM192 136H193V138L195 139V140H193L192 139ZM186 137V136H185ZM227 137V138H226ZM256 138L255 140H253L252 142H254V144H253V146L251 145V140L252 139H250V138ZM11 138V137H10ZM206 138V137H205ZM206 138V139H207ZM217 138L215 137V138H213L212 140H214V139H216L217 140ZM45 139V138H44ZM186 139V138H185ZM231 139V140H230ZM246 140V141H244V140ZM37 140V139H36ZM39 140H41V138L39 139ZM203 140V139H202ZM248 140H250L249 142H248ZM260 140H261V142H263V144H262V146H260ZM38 141V140H37ZM41 141H43V142H45L43 139L41 140ZM40 141V142H41ZM192 141V142H191ZM206 141V142H207ZM219 141H221V142H219ZM224 141V142H223ZM40 142L38 141V145H41L40 144ZM197 142V143H196ZM199 142V143H198ZM240 142V141H239ZM246 142V143H245ZM258 142H259V145H258ZM42 143V142H41ZM193 143L195 144V147H194V145H193ZM229 143V144H228ZM249 143V144H248ZM42 144H44V143H42ZM59 144V143H58ZM57 144V145H58ZM205 144V143H204ZM233 144V145H232ZM245 145H250L249 146V148L247 147V146H245ZM259 147H258V146ZM203 146V145H202ZM218 146L220 147V145L218 144ZM227 146H225V147H227ZM245 146V147H244ZM252 146V147H251ZM254 147V148H253ZM257 147V148H256ZM27 148V147H26ZM29 148V149H28ZM28 150H30L31 148L28 146ZM40 148H41V146H40ZM39 148V149H40ZM59 148V149H58ZM57 149H56V147H55V153H56V155L58 154V156H59V158L58 159H60V160H58V161H61V159H62V161L63 160H70L69 158L71 157V156H73V155H71V156H69V154H71L70 152H73L72 150L70 151L68 148V150H69V154H65L66 153V150H63L62 148H60V146L58 147ZM65 148V147H64ZM187 148V147H186ZM218 148V147H217ZM245 148V149H244ZM66 149V148H65ZM188 149V148H187ZM251 151V150H256L255 152H256V154H255V157H254V159L256 160H251L252 158H253V154H251L253 151H249V150ZM259 149H260V151H261V153L263 154H261L260 153V151H259ZM53 150V151H54ZM61 150H63V152L61 151ZM243 150H244V152H243ZM26 151V150H25ZM52 151V150H51ZM56 151H59V152H56ZM61 151V152H60ZM65 151V152H64ZM188 151H190V148L188 149ZM246 151V152H245ZM28 152V151H27ZM191 152V151H190ZM227 152V151H226ZM237 152H239V155H235L234 153H236V154H238ZM257 152L259 153V154H261V155H259L260 156V158L257 156ZM53 153V152H52ZM74 153V152H73ZM241 153H244V155H243V157L245 156V153L247 154L246 155V157H248V158H250V155L249 154H251V158H250V160H249V162L251 161V162H255L254 164H253V168H252V164H251V162L249 163L250 165H251V169L250 168H248L250 165L248 164V162H247V158L246 157H244V158H242V155H241ZM28 158H30V160L28 159V158H25L24 156H22V158L21 157H19L20 159H23L22 161L19 159V158H17V157H15V161H14V163L13 164H15V165H13L14 167L15 166H17V168H16V170H18L19 168H23L22 170H25V172L27 171V173L29 172H34V170L36 169V168H34V170L32 171V170H30V171H28L29 169V166L30 165H32L33 163H31L32 162V158L30 157L31 155H30V152H28ZM60 154V155H59ZM26 155H27V153H26ZM62 155H67V156H69V157H67L66 158V156L64 157V156H62ZM230 155V154H229ZM228 154H227V156H229ZM50 156V155H49ZM49 156H48V158H49ZM51 156H52V154H51ZM50 156V157H51ZM54 156H55V154H54ZM60 156H62V158L60 157ZM226 156V153L224 152V158H223V161H222V157H219L218 158V161L217 162H214V163H216V165H217V163H222V165L223 164H225V161H228V162H226V163H231V165H233V162H235V161H233V159H234V157L233 156H231V157H233V158H231L230 156V160L228 159V158H226L227 157ZM238 156V157H237ZM63 157H64V159H63ZM237 157V158H236ZM239 157H241L240 159H242V160H240L239 159ZM262 157V158H261ZM25 158V159H24ZM57 158V157H56ZM72 158V157H71ZM74 158V157H73ZM72 158V159H73ZM226 158V159H225ZM209 159V158H208ZM212 159V158H211ZM232 159V160H231ZM246 159V160H245ZM261 159V160H260ZM17 160V161H16ZM66 160V161H67ZM200 160H201V158H200ZM217 160V159H216ZM215 160V161H216ZM220 160V161H219ZM244 160H245V162H247V164L245 165V162H244ZM259 162H258V161ZM23 161H25V162H23ZM72 161V160H71ZM205 161H208V163H209V160H207V158H206V160ZM204 161V162H205ZM210 161H212V160H210ZM17 162V163H16ZM19 162V163H18ZM23 162V163H22ZM46 162V161H45ZM48 162H50L49 160H48ZM239 162H237V163H239ZM263 164H262V163ZM22 163V164H21ZM208 163L206 162L205 164L203 163V168H205L206 167V169L207 170H209V172H207V170H205L208 174H209V176L208 175H206L207 173H205V171H204V174L205 175H203V177H210L209 179L206 177V178H203L202 177V175L199 177V179H196V180H190V182H193V181H195V182H197L196 183V185L198 184V183H200V181L199 180H202V178H203V180L202 181H204V182H202L201 181V183H202V185H204V186H202L203 188H204V190H205V192L206 193H208V195H206V196H209V197H205L206 198V200H202V204L201 203H198V208H196L195 210H197V209H199V204H200V206H201V211L202 210H204V208H205V206H206V209L207 208H209V207H211L212 208V205H215L216 206V210L214 209V211H213V208L211 209V210H204V212L206 213V214H210V217L208 216V215H206L205 213H202V214H204V215H206L205 216V219H204V216L202 215V214H200V212L198 213V214H200L201 216H199L198 214H197V211H195L196 212V214L198 215V217H197V215H195L196 216V218H193V212L191 211L190 212V210L188 209V207L190 208V205L188 206L187 204H188V202L189 201H187L188 200V198L187 197H191V196H193V193H195L196 192V190H195V188L198 186H194V183H190V185H189V182H188V180L189 179H187V178H185V180L183 179V182H181L182 184L184 183L185 185L186 184H188V185H186V187H185V189H187L188 188V191L189 192H191V190H192V192L193 193H189V194H191L190 196L188 195V192H187V190H185V189H181V191H179L181 194H179V192H178V194H179V196L178 195H176L175 197H174V195H169L168 197H166L167 199H165V201H164V199H162V198H160L161 200H163L162 201V203H160V204H156L158 201H161L160 199H158V200H154L153 199V201H155L156 203V205L154 206V210L152 209H150V210H148V209H146V212H150V211H152L151 213V215L149 216L148 215V217H150L149 218V221H151L150 219L152 218V225L150 224H148V223H150V222H148L147 224L149 225V226H152L151 227V229H152V231H147V229H144V230H146L145 232V234H144V232H143V235L148 239V242H147V239L145 238V237H143L144 239H146V242H147V246L146 247H144V249H143V247H142V249H140L141 247H137L138 246V244L140 243V241H139V243H138V239L141 237V235H139L140 233H141V231H140V227L139 226H134L135 228L137 227V228H139V230L137 231V230H135V228H134V230L136 231V233L138 234V237H136L137 235L135 234V233H133V235H134V237H133V235L131 234L132 232H134V230L131 228V231L132 232H130V230L129 231H127V229L128 228H126L125 227V225H124V227H121L123 224H122V222H123V220H124V222L123 223H125V221H126V218L124 217H122L123 215H119V214H114V216L115 215H117V217L119 216H121L120 217V220L119 221H114L113 219L115 218V217H113L112 218V223H111V221L109 222V221H107V220H109V218H107L106 219V217H108V215L107 216H102L100 213H98V211H95L96 209H95V207L93 208V209H95L93 212H96L95 214L92 212V211H88V208L86 209L87 210V212H89L88 214L86 213V210L84 211L83 210V204L81 205V208H82V210H83V212H85L84 214H83V212H81L82 210L77 206L78 205V203L80 204L81 202H84V197H86V195L85 196H83L84 194H86V192L84 193V191L82 192L81 190H78V191H74V190H72V193H70L71 192V190H70V194L68 193V195H70L71 196V194H77L76 195V197H74L73 196V199H72V196H71V199L73 200L72 202H73V204L72 203H70V204H72L73 205V207H74V203H75V200L77 201L76 203H75V207H74V210H76L77 208H79V211L81 212V214H79L80 212L78 211V209L76 210V211H74L73 210V208L70 210L69 208L70 207H72V205H70L69 204V201H65V200H67V199H64L63 201L62 200H57L56 201V197H58V195H60L59 194V189H57V187H59V186H56L55 187V184L57 183V181H59V178L56 180V179H54L53 180V183H54V185H53V188H52V186H51V184L49 185V190L51 191V189H52V192H49V190L48 189H46V188H44V189H41V190H39V194H37L36 193V195H37V197H34L35 199H33L34 200V203H33V205H35V208L34 209H36V208H38V207H40V208H38V209H36V211L35 212H38V211H40V212H42V217H49L50 215L48 214V216H47V212L48 213H52V211H53V214H51V217H53V218H55V219H57V221H55L56 222V225H60V223L62 224V226L60 227L59 225H58V229L55 227V225H54V223L55 222H53V219L51 220V217H49L50 218V220L48 221V219L46 220V221H44V223H47L46 224V226H48V228H47V230H41V227H39L38 228V225L39 226H41L40 225V219L39 218H41L40 216H38V219L39 220H37V216H35V212H34V210H32V209H30V208H28V207H26V209H25V211L23 210V211H20V212H22V214L21 215H19L20 216V218L23 216V214H24V216H23V219L21 218V221L23 222V225H22V228L20 229V231L19 230H17V233H18V238L19 239H23L24 241H26L25 243L26 244H29L28 245V247L27 246H24V247H21V248H17V246H15L14 245V247L15 248H17L16 249V251H14V254H12V248L11 249H7V248H5V249H1V248H3V247H1L0 248V255H1V257H0V264H14V263H16V264H24L25 263V260H26V262H27V264H40L39 263V260H40V258H41V260L40 261H43L44 260V262L46 261L45 259H48V258H50L51 257V259H52V256H54L53 255V251L56 249V251H60V250H62V248H63V250L65 249V251L69 254V255H67V256H70L69 258L66 256L65 257V260H64V258H61V257H63V256H61L60 258H58V259H60V260H55L56 262H54L55 264H70V262L71 261H76V263L77 264H84L85 262V264H116V263H119V264H122L123 262H125V260L124 261H122L125 257H126V254L128 255V253H129V255H128V257H130V256H132L133 255V252L131 251L132 250V248L131 247H133V249H134V246L133 245H137V246H135V247H137V248H135V252H136V257L137 258H141L140 260V263L142 264V262L143 261H145V264H146V261H147V263L148 264H153V262H154V264H185L186 263V259H185V261H184V257H182V255H183V253H187L189 256L188 257H194V259H195V256L197 255L196 253H198L199 255H201L198 251L196 252V249L195 250H192V248H193V246L191 247V243L192 242H189V241H191V239L192 238H194L193 236L195 235V231H194V234L192 235V234H189V232H190V230L191 229H189V227H191V225L193 224L194 225V223L193 222H196L195 223V225H197V223H198V220L200 221V224H202L201 226H202V228H200V229H205V227L208 229V227H209V229L212 227H217L218 225L219 226H223V225H227V223H225V221H229L228 219L227 220H223L224 218H225V213L227 214V212L228 211H226V210H229L230 208H231V204L229 203L228 205H230L229 206V209H227L228 208V205H226L225 203V199L223 198L225 195L224 194H222V192H224V190H226V188H225V183H224V181L222 182V180L220 181V179H218V176L216 177V175L214 176L215 178L213 179V176H212V174L214 173H217V168L215 167L214 168V166H215V164H212L211 162H210V165L211 166H213V167H211L210 165H209V167H211L210 169H209V167H208ZM220 163V164H221ZM236 163V162H235ZM236 163V164H237ZM257 163H258V166H257ZM261 165H260V164ZM26 164V165H25ZM30 164V165H29ZM236 164H234V165H236ZM41 165H43V164H41ZM49 165H52V164H49ZM60 165V164H59ZM227 165V164H226ZM238 165V164H237ZM254 165H256L257 167H258V169L254 166ZM27 167V169H25L26 167ZM38 166V165H37ZM46 166L47 167H49L50 168V166H48V164L46 163ZM46 166H43L44 168H46ZM190 166V165H189ZM242 166V167H241ZM260 166V167H259ZM263 166V167H262ZM31 167V166H30ZM38 167H40V166H38ZM37 167V168H38ZM41 168V169H36L37 171H36V174H35V172H34V175H35V177H42V175H43V177H48L49 175H47V176H45V174L46 173H48L47 171L49 170V168H48V170H46V169H44V168ZM245 168V169H244ZM246 168H248L247 170H246ZM254 168L256 169V170H254ZM15 169V168H14ZM53 170H54V168H52ZM57 169H60V167L59 168H57ZM214 169V170H213ZM55 170H56V165H55ZM191 170V166H190V169L189 170H187V171H190ZM253 170V171H252ZM259 170V171H260ZM20 171V169L18 170V172ZM44 171H46V172H44ZM256 171V172H255ZM258 171V172H259ZM261 171V172H262ZM14 172H16V174L18 173L17 171H14ZM21 172V171H20ZM52 172L53 171H49V173L48 174H50L51 173V175L50 176H52ZM211 172V173H210ZM28 173V174H29ZM43 173H45V174H43ZM110 173H111V175H114L112 172H108L107 174L108 175H110ZM256 173V174H255ZM213 174V175H214ZM248 174V175H247ZM256 176H255V175ZM14 175H15V173H14ZM13 175V176H14ZM18 175H20V173H18L17 174V176L15 175L14 177L13 176H11V177H13V182L15 181V183H14V185L12 184L11 185V188H12V190L15 192L16 190H18L17 189V187L19 188L20 186L19 185H17V184H20L21 183V181H19L18 179H20V177L18 176ZM32 173H31V175L29 174V176H31V178H32V176H34ZM58 175V174H57ZM60 175V174H59ZM58 175V176H59ZM218 175V174H217ZM259 175V174H258ZM187 176V175H186ZM212 176V177H211ZM250 176V180L249 179H247L248 177ZM252 176V177H251ZM18 177V178H17ZM126 177V176H125ZM202 177V178H201ZM240 178H236V182L233 180V181H231L232 182V184L233 183H235V186L238 184V183H240V182H237V180L238 179H240ZM246 178V180H247V182L248 181H251V182H248V184H246L247 182H246V180H244ZM15 179V180H14ZM235 179V178H234ZM254 179V182L253 183H255V184H258L259 183V181H258V179L257 178H253ZM11 180V179H10ZM187 180V182H184V181H186ZM199 182H198V181ZM208 180V181H207ZM212 182H211V181ZM216 181V183H214ZM239 181H241V180H239ZM256 181L258 182V183H256ZM12 182V183H13ZM56 182V183H55ZM219 182L221 183L220 185H219ZM231 182H230V184H231ZM243 182L241 181V183L243 184ZM59 183V182H58ZM210 185H209V184ZM212 183H214V184H212ZM237 183V184H236ZM74 184V183H73ZM192 184V185H191ZM218 184V185H217ZM185 185H182V187L181 188H184V186ZM200 185V184H199ZM213 185H214V187H213ZM238 185H240V184H238ZM187 186H189V187H187ZM190 186H194L193 187V189H191V190H189L190 189ZM211 186V187H210ZM14 187V188H13ZM213 187V188H212ZM216 187V188H215ZM220 187V188H219ZM8 188V187H7ZM10 188V186H9V188H8V190H7V193L8 192H10L9 190L11 189ZM71 188H74V187H71ZM76 188V187H75ZM74 188V189H75ZM217 188H218V191H217ZM222 188V189H221ZM15 189V190H14ZM20 189V188H19ZM76 189H78V188H76ZM221 189V190H220ZM11 190V196H13L14 194H12V191ZM43 190V191H42ZM57 190H58V192H57ZM185 190V191H184ZM223 190V191H222ZM38 191V190H37ZM43 193H42V192ZM53 191H54V193H53ZM80 191V192H79ZM195 191V192H194ZM214 191V192H213ZM6 192V191H5ZM18 192V191H17ZM16 192V193H17ZM78 192H79V195H78ZM187 192V193H186ZM50 193V194H49ZM53 193V197L51 196V194ZM205 193V194H206ZM215 193V194H214ZM221 193V195H218V194H220ZM226 193V192H225ZM41 194V195H40ZM186 194H187V196H186ZM8 195V194H7ZM9 195H10V193H9ZM35 195V196H36ZM46 195H50L49 197L48 196H46ZM62 195V194H61ZM61 195H60V197H61ZM215 195V196H214ZM224 195V196H223ZM41 196H42V198L43 199H48L47 201H45V200H43L42 199V202L40 201L41 200ZM78 196V197H77ZM82 196H83V198H82ZM173 196V197H172ZM221 196V197H220ZM45 197V198H44ZM65 198H67L66 196H64ZM52 198H53V201H54V203H53V201H51L52 200ZM78 198V199H77ZM182 198V199H181ZM184 198V199H183ZM210 198V199H209ZM214 198V199H213ZM217 198V199H216ZM55 199V200H54ZM70 199V197L68 198V200ZM83 199V200H82ZM186 199V204L184 203V200ZM212 199V201H210ZM218 199H220V200H218ZM223 199V200H222ZM80 200H82L81 202H80ZM169 200H171V201H169ZM179 200H180V202H179ZM183 200V201H182ZM216 200H218L217 202L219 203H221L222 202V204H223V201L225 202L224 204L226 205V209H225V211L224 210H222L224 207H222V204L220 205V204H216V202L215 201ZM222 200V201H221ZM38 201V202H37ZM50 201V202H49ZM55 201L58 203V204H61L60 205V209H59V211H60V213H59V211H58V204L56 203L55 204ZM61 201V202H60ZM79 201V202H78ZM121 202H120V205H118V206H122V207H126V206H128L129 205V203L130 202H126L125 200H120ZM122 201H125L124 203L122 202ZM152 201V202H153ZM169 201V202H168ZM173 201H175V202H173ZM178 203H180L181 205H182V207L183 208H185V209H183V208H180L179 206H178V208H177V202ZM181 201H182V203H184L186 206H188V207H186L184 204H182L181 203ZM210 202L209 204L208 203H206V202ZM64 202H66V203H64ZM152 202H150V204L152 203ZM203 202H205V203H203ZM213 202V203H212ZM41 203H42V205H41ZM48 203H50V204H48ZM68 203V204H67ZM125 203H127L128 205H125ZM135 204H136V202H134ZM167 203H168V205H167ZM215 203V204H214ZM38 204H40L41 206H37ZM46 204V205H45ZM52 204V205H51ZM65 204H67V206L68 205H70V206H65ZM131 204V203H130ZM134 204V205H135ZM148 204V203H147ZM150 204H148V205H150ZM162 204V205H161ZM164 204V205H163ZM179 204V205H180ZM212 204V205H211ZM31 205H32V203H31ZM152 205V204H151ZM150 205V206H151ZM171 205V206H170ZM180 205V206H181ZM208 205V206H207ZM218 205V206H217ZM47 206L50 208V207H53V208H51L52 210L50 211V209H49V211H48V208H47ZM65 206V207H64ZM167 206V207H166ZM224 206V205H223ZM32 207V206H31ZM44 207H45V216H44V213H43V209H44ZM62 207V208H61ZM67 207V208H66ZM148 207V206H147ZM152 207H153V205H152ZM157 207V208H156ZM159 207V208H158ZM166 207V208H165ZM204 207V208H203ZM218 207V208H217ZM222 208L221 210L222 211H224V212H222L221 210H220V208ZM65 208V210H64V212H63V210L62 209H64ZM187 208V209H186ZM23 209V208H22ZM68 209V210H67ZM158 209V210H157ZM165 209V210H164ZM199 209V210H200ZM148 210V211H147ZM160 210H161V212H160ZM193 210V209H192ZM220 210V211H219ZM67 211H68V214L66 215V213H67ZM77 211H78V213H77ZM154 211V212H153ZM174 211V215H173V212ZM176 211V212H175ZM184 212V214L182 213V212ZM217 211V212H216ZM39 212V213H40ZM163 212H164V214H163ZM172 213V214H170L169 215V213ZM181 212V213H180ZM185 212H187V213H185ZM203 212V211H202ZM215 212V213H214ZM38 213V214H39ZM70 213H72V214H70ZM74 213V214H73ZM156 213V214H155ZM180 213V214H179ZM216 213H217V215H216ZM218 213H219V215H218ZM223 213V215H224V217H223V215H221ZM37 214V213H36ZM37 214V215H38ZM86 214V215H85ZM97 214H99V216L101 217V218H99V220H97V217H99V216H97ZM167 214V215H166ZM186 214V215H185ZM192 214V215H191ZM195 214V213H194ZM214 214V215H213ZM62 215V216H61ZM64 215H66V216H64ZM72 215H73V217H76L77 219H75V218H73L72 217ZM82 215V216H81ZM91 215L92 216H94L93 218H91ZM161 215H163V216H161ZM179 215H181V216H179ZM188 215H189V217H188ZM60 216H61V219H60V223H59V218H60ZM65 218H64V217ZM69 216V217H68ZM70 216H71V218H70ZM79 216V217H78ZM89 216V218H86V217H88ZM159 216V217H158ZM173 216V217H172ZM194 216V217H195ZM216 216V217H215ZM111 217L112 216H110V220H111ZM116 217V218H117ZM139 217H140V215H139ZM139 217H137L138 218V220H139V223H140V219H139ZM177 217V218H176ZM185 217H188V219H186ZM206 217H208V219L206 218ZM219 219H218V218ZM221 217H222V219H221ZM232 217V216H231ZM35 218H36V220L39 222V224L38 223H36L34 220H35ZM63 218V219H62ZM71 219V220H69V219ZM81 218H82V220H81ZM162 218V219H161ZM174 218V219H173ZM183 218V219H182ZM198 218V219H197ZM66 220V223H65V220ZM80 219V220H79ZM119 219V218H118ZM134 219H136V217L134 218ZM146 219H147V217H146ZM163 219H164V221H163ZM167 219H172L171 220V223L167 220ZM176 219V220H175ZM194 219H196L195 221H193ZM205 221H204V220ZM231 219V218H230ZM249 220L248 221H250V219H251V217L250 218H248ZM43 220V219H42ZM64 220V221H63ZM84 220H86V221H84ZM90 220V221H89ZM117 220V219H116ZM166 220H167V222L168 223H165L166 222ZM182 220V221H181ZM184 220V221H183ZM222 222H221V221ZM67 221H68V223H67ZM71 221H73V222H71ZM77 221H79L78 222V225L76 226V224H77ZM88 221V222H87ZM122 221V222H121ZM144 221V220H143ZM146 221V220H145ZM155 221V222H154ZM215 221V222H214ZM216 221H219V222H216ZM223 221H224V223L225 224H222L223 223ZM70 222V223H69ZM87 222V223H86ZM101 222V223H100ZM106 222V223H105ZM109 222V223H108ZM118 222H119V224H118ZM126 222H130L129 220H127ZM138 222V221H137ZM191 222V223H190ZM206 222V223H205ZM230 222V221H229ZM31 223H32V225H35V227H32V225H31ZM73 223V225H71ZM76 223V224H75ZM79 223H80V225H79ZM81 223H84V224H81ZM142 223V222H141ZM173 223V224H172ZM182 223V224H181ZM186 223V224H185ZM205 223V225H203ZM36 224H38V225H36ZM74 224H75V227H73L74 226ZM102 224V225H101ZM138 224V223H137ZM147 224L144 226V228L145 227H147L148 228V226H147ZM156 224H158V225H156ZM163 224V225H162ZM168 224V225H167ZM170 224V225H169ZM185 224V225H184ZM188 224H189V226H188ZM199 224V223H198ZM222 224V225H221ZM92 225V226H91ZM110 225V226H109ZM121 225V226H120ZM138 225H140L141 227H142V225L141 224H138ZM172 225V226H171ZM174 225V226H173ZM177 225V226H176ZM180 225H181V227L183 228V225L185 226L184 228H183V231H184V229H185V231H184V233H186V229H188V234H184L183 232V234L184 235H181L182 233H180L178 230H181V227H180ZM186 225H187V227L188 228H186ZM207 225V226H206ZM83 226H85V227H83ZM113 226V227H112ZM115 226H117V227H115ZM175 226H176V228H175ZM198 226H200V225H198ZM218 226V227H219ZM36 228V229H30V228ZM43 227H44V225H43ZM54 227L57 229H54ZM76 227H78V229L76 228ZM92 227V228H91ZM98 227V228H97ZM100 227V228H99ZM110 227V228H109ZM133 227V226H132ZM156 227V228H155ZM171 227V228H170ZM178 227H180V229H177ZM29 231V233L27 234L26 232H27V230ZM77 229V230H75V229ZM79 228L81 229L79 232H77L78 230H79ZM91 229V231H90V229ZM96 228V229H95ZM105 228V229H104ZM108 228V229H107ZM112 228H115V230H116V232L117 233H114L115 232V230L113 229L112 230ZM119 228V229H118ZM121 228H125L124 229V231H126V232H130L129 234H131V236H126V234L127 235H129L128 233H123V229H121ZM158 228V229H157ZM163 228V229H162ZM39 229L41 230V232H43L44 234H42L40 231H39ZM44 229H46V228H44ZM85 229H87L86 230V235L87 236H85ZM110 229V230H109ZM121 229V230H120ZM129 229H130V226H129ZM161 229V230H160ZM172 229H173V231H172ZM208 229V230H209ZM21 230H23V231H26L25 232V234L26 235H23L24 234V232H22L21 233ZM33 230V232H31ZM38 230V231H37ZM96 230H98V231H96ZM141 230H142V228H141ZM154 230V231H153ZM167 230V231H166ZM175 230L177 231V233H175ZM35 231H37V232H35ZM45 231L47 232L46 234H45ZM84 231V233H82ZM105 231V232H104ZM121 231V232H120ZM166 231V232H165ZM170 233H169V232ZM207 231V230H206ZM41 233L40 234V237L42 236V237H44L45 238V240L47 241V242H42V243H45V244H43L44 246H41V244L42 243H39L40 245H38L37 244V246L36 245H34V244H36V243H34L33 242V244H31L32 243V240H30L31 238H30V236L33 238V236L34 235H37L38 233ZM56 232V233H55ZM68 232V233H67ZM80 232H81V234H80ZM89 232H90V235H88L89 234ZM163 234H162V233ZM174 232V233H173ZM209 232H210V230H209ZM16 233V234H17ZM31 233V234H30ZM34 235H33V234ZM37 233V234H36ZM59 235H58V234ZM64 234V235H62L63 237H60L61 236V234ZM67 233V234H66ZM98 233V234H97ZM158 233H159V235H158ZM191 233V232H190ZM70 236H69V235ZM82 234H84L83 236H82ZM121 234V235H120ZM169 234V235H168ZM173 234V236L175 237L176 236V234H177V236H179V234L181 235V237H180V239L181 238H183V239H186V240H181V241H178L177 239H176V241H177V243H176V241H175V243H173L174 242V237H171V235ZM175 234V235H174ZM206 234H208V236H210V234H211V232H210V234L208 233V232H204V241L206 242V243H208V245L209 244H213L216 240L215 239H218L219 238V236L217 235V238H215V239H212V240H210L211 238H213V237H216L215 236V234H211V238L210 237H208ZM57 235H58V237H57ZM72 235V236H71ZM91 235H94V236H91ZM99 235H101V236H99ZM111 235V236H110ZM115 235H117V236H115ZM188 235V236H187ZM200 235V234H199ZM16 235L14 236V238L15 237H17ZM54 236V237H53ZM66 236V238H64ZM81 236V237H80ZM84 236H85V238H84ZM89 236H91V237H89ZM120 236V237H119ZM126 236V237H125ZM182 236H184V237H182ZM196 236V235H195ZM12 238L11 236H5L4 238H0V242L2 243V242H4V240L7 242V240H8V238ZM37 237V236H36ZM70 237V238H69ZM101 237V238H100ZM103 237V238H102ZM113 237V238H112ZM119 237V238H118ZM130 237V238H129ZM164 237V238H163ZM167 237V238H166ZM173 238V239H171V238ZM197 237H199V236H197ZM6 238V239H5ZM9 238V239H10ZM70 239V241H69V239ZM83 238V239H82ZM88 238H90V240L88 239ZM92 238V239H91ZM96 238V239H95ZM104 238H106V239H104ZM117 238V239H116ZM124 238V239H123ZM132 238V239H131ZM136 238V239H135ZM150 238V239H149ZM153 238V239H152ZM157 240H156V239ZM167 240H166V239ZM171 239V240H173V242H170V240H168V239ZM176 238H178V237H176ZM187 238H188V240H187ZM208 238H210V239H208ZM75 239V240H74ZM88 239V240H87ZM120 239H121V241H120ZM125 239H126V241H125ZM128 239H129V243H128ZM253 239H254V242H253ZM251 241H252V244H254L255 242H256V240H255V238H253ZM1 240H3V241H1ZM15 240H16V238H15ZM71 240H73V241H71ZM94 240V241H93ZM107 240V241H106ZM111 240H112V242H111ZM139 240H143V239H139ZM164 240H166V243L169 241L170 243H172V246H173V248H172V246H170V244H166V243H164ZM38 242H40L39 240H37ZM105 243H104V242ZM119 241H120V243H119ZM186 241V243H184ZM250 241V242H251ZM28 242V243H27ZM51 242H53V243H51ZM55 242V243H54ZM58 243V245H60V247H58L57 246V243ZM60 242V243H59ZM64 242V243H63ZM66 242H68V243H66ZM78 242V243H77ZM99 242V243H98ZM131 242V243H130ZM143 242V241H142ZM140 243L139 245H141V244H143V243ZM145 242V241H144ZM47 243H49V244H47ZM70 243V244H69ZM97 243V244H96ZM152 243H154V244H152ZM164 243V244H163ZM187 243H190V245H188ZM25 244V245H26ZM66 245V246H64V245ZM72 244V245H71ZM73 244H75V245H73ZM86 244V245H85ZM89 246H88V245ZM98 244H99V246H98ZM100 244H101V247H100ZM110 244V245H109ZM114 244H116L117 245V247H116V245H114ZM120 244V245H119ZM149 244H151L150 246H149ZM162 244L164 245V246H162ZM175 246H174V245ZM178 244V245H177ZM17 245V244H16ZM34 245V246H33ZM49 245V246H48ZM52 245L53 246H55V247H52ZM63 245V246H62ZM83 245V246H82ZM85 245V246H84ZM108 245V246H107ZM113 245V246H112ZM165 245L167 246V245H169L171 248H170V252H168L169 250V246H167V247H165ZM181 245H182V248H181ZM186 245V246H185ZM48 246V247H47ZM56 246H57V248H56ZM75 248V250H74V248ZM78 246H81V248L80 247H78ZM86 246H87V248H86ZM105 246V247H104ZM108 247V249H110V250H108L107 249V247ZM111 248H110V247ZM131 246V247H130ZM141 246H143V245H141ZM180 246V247H179ZM33 247H34V249H33ZM45 247H47V249H45ZM50 247V248H49ZM76 247H78V248H76ZM114 247V248H113ZM157 247V248H156ZM15 248H13V250L15 249ZM36 248V249H35ZM49 248V249H48ZM59 248H61V249H59ZM72 248H73V250H72ZM100 248L102 249V251L100 250ZM107 249V250H105V249ZM166 248H167V250H166ZM185 248H187V249H185ZM44 249H45V251H44ZM95 249H96V251H95ZM131 249V250H130ZM138 249V250H137ZM155 249V250H154ZM157 249V250H156ZM181 249V250H180ZM191 249V250H190ZM194 249V248H193ZM4 250V251H3ZM35 250V251H34ZM37 250V251H36ZM48 250H49V252H48ZM83 251V252H80V251ZM104 250V251H103ZM115 250H116V252H115ZM141 252H140V251ZM40 251V252H39ZM47 251V252H46ZM74 251V252H73ZM109 251V252H108ZM124 251V252H123ZM134 251V250H133ZM146 251V252H145ZM147 251H149V252H147ZM151 251V252H150ZM161 251H162V253H161ZM176 251V252H175ZM193 251H195L196 253H194L193 254ZM229 251V250H228ZM7 252V253H6ZM36 252H38V254H36ZM51 252V253H50ZM62 253H64L65 254V252L64 251H61ZM76 252V253H75ZM78 252V253H77ZM90 252H92L91 253V256L89 255L90 254ZM97 252V253H96ZM103 252V253H102ZM134 252V253H135ZM154 252V253H153ZM170 253L169 255H168V253ZM174 252V253H173ZM191 252V253H190ZM213 252V251H212ZM211 252V253H212ZM8 253H10V254H12L11 256H10V254H8ZM32 253V254H31ZM37 255H35V254ZM47 253H48V255H47ZM56 253V252H55ZM62 253H60V255L62 254ZM66 253V254H67ZM82 253V254H81ZM106 253V254H105ZM118 255V256H120V257H118L116 254ZM164 253V254H163ZM173 253V254H172ZM182 253V254H181ZM207 253V252H206ZM211 253H208V254H211ZM214 253V255H213V258H215L216 256H215V254H216V252H213ZM221 252H219V253H217V254H220ZM7 254V255H6ZM22 254H24V256L22 255ZM43 254V255H42ZM50 254H52L51 256H50ZM79 254V255H78ZM83 254L84 255H86L87 257V259L83 256ZM99 254V255H98ZM112 254V255H111ZM144 254V255H143ZM163 254V255H162ZM192 254H193V256H192ZM208 254H206V255H208ZM10 257H9V256ZM14 255V256H13ZM31 255H33L34 257H37V258H34V260L35 261H33V256H31ZM40 255H42L41 257H38V256H40ZM59 255V256H60ZM77 255H78V258H77ZM112 257H111V256ZM141 255V256H140ZM153 255V256H152ZM156 255V256H155ZM179 255V256H178ZM24 257V258H22V260H21V257ZM76 256V257H75ZM82 256V257H81ZM98 256V257H97ZM102 256V257H101ZM122 256H124V257H122ZM134 256V255H133ZM132 256V257H133ZM144 256V257H143ZM148 256H150V257H148ZM169 256H171V257H169ZM183 256H185V254L183 255ZM212 256V255H211ZM12 257V258H11ZM14 257V258H13ZM42 257L44 258V259H42ZM48 257V258H47ZM75 257V258H74ZM107 257V258H106ZM128 257H126V259L128 258ZM201 257V256H200ZM103 258V259H102ZM109 258V259H108ZM118 258L120 259V261L122 262H120L119 260H118ZM150 258V259H149ZM159 258V259H158ZM207 258H210V255H209V257H207ZM212 258V257H211ZM30 259V260H29ZM70 259V260H69ZM74 259V260H73ZM75 259H80L79 261L78 260H75ZM96 260L97 259V261L95 262V261H93V260ZM114 259V260H113ZM163 259V260H162ZM170 259V260H169ZM180 259H183L182 261L183 262H185V263H183L182 261L180 262ZM28 260V261H27ZM31 260H32V262H31ZM103 260V261H102ZM115 260H116V262H115ZM129 261L131 260L130 258L128 259ZM135 260H136V258H132V262L131 263H133V261L135 262ZM160 260V261H159ZM11 261V262H10ZM49 261V260H48ZM52 261V260H51ZM64 261H65V263H64ZM79 263H78V262ZM101 261V262H100ZM106 261V262H105ZM118 261V262H117ZM158 261V262H157ZM5 262V263H4ZM60 262V263H59ZM69 262V263H68ZM108 262H110V263H108ZM138 263H139V261H137ZM54 263H51V264H54ZM126 263L127 264H129L128 263V261L126 260ZM125 263V264H126ZM137 263V264H138ZM139 263V264H140ZM26 264V263H25ZM43 264V263H42ZM72 264H74V262L72 263ZM124 264V263H123ZM134 264V263H133ZM144 264V263H143ZM221 264V263H220Z\"/></svg>",
  "mask_w": 264,
  "mask_h": 264
},
{
  "label": "clouds",
  "instance_id": "clouds-1",
  "mask_svg": "<svg viewBox=\"0 0 264 264\" xmlns=\"http://www.w3.org/2000/svg\"><path fill=\"white\" fill-rule=\"evenodd\" d=\"M5 123L8 127V130L11 131V113L10 112L5 117Z\"/></svg>",
  "mask_w": 264,
  "mask_h": 264
}]
</instances>
